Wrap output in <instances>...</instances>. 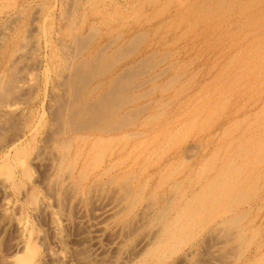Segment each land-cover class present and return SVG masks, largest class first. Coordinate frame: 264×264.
Here are the masks:
<instances>
[{
    "label": "rangeland",
    "instance_id": "1",
    "mask_svg": "<svg viewBox=\"0 0 264 264\" xmlns=\"http://www.w3.org/2000/svg\"><path fill=\"white\" fill-rule=\"evenodd\" d=\"M76 1H77V3H76ZM153 1H155V2H153ZM186 1L187 0H185V1H178V0H164V1H162V0H160V1L159 0H135V1L134 0H70V1L69 0L68 1H66V0H59V1L58 0H51V1L50 0H30V1L29 0H8V1L7 0H0V3H1L0 4V8H1L0 9V19H1L0 20V55H1L0 56V76L1 77L3 76L2 79L0 77V84H1L0 85V92L5 91L6 92L5 94L7 96L4 93L3 94L5 96L2 93H0V95L2 94L4 99L7 97L5 100H7L8 98L10 99V100L8 99V101L10 103L4 101V99L3 100L0 99L1 100V102H0V126H1L0 130L1 131L0 132L2 133V134H0V264H21V263H24V264H41V262L43 263V260H45L46 264H48V262L49 263L53 262L51 264H55L54 261H56V260L59 261L58 262L59 264H61V263H63V264H68V263L69 264H81V263L87 264L88 262L84 263V261H87V260L89 261L88 264H106V263L111 264L114 261V259L117 258L120 260L121 257H124L126 255H128V257L126 256V259H131L139 253V246H138L139 243L148 237H153L154 236L153 234H155L154 232H152V230L155 228H153L151 230L145 226L141 227V225H142L141 219H143L142 217L144 216V214L147 211V209L145 208V204H146L145 202H148V203L150 202V201H145L146 198H148L150 195V194L147 195V193H152V192L156 193L157 192L158 195L163 200L162 203H160V205L165 203L167 206L170 203L169 199L172 200L171 206H173V199L176 200L179 194H181L183 196V198H185V195L187 196V198L194 195L196 197L195 198L192 197V198H194L193 203L190 205V209L189 210L187 209L188 212L192 211L190 213V215H191V214H194V212L197 213L196 212L197 208H198V210H203V214L205 215V218L208 217L207 221H209L210 219L213 218V215L216 214L215 209L216 210H218V209L224 210L223 207L225 206V204L223 203L224 200H221V198L215 202L212 201L213 199L209 198L210 196L213 195V194H211V192L208 191L210 188L209 184H211V186L215 185L217 189L221 190L219 192L226 194L224 187H226L227 191H228L233 185H237V184L242 185L243 181L249 185H251L255 182L257 184V192L255 194L256 196L254 195V197L250 200L252 202H249L246 205H244L243 207H240V209H241L240 212L242 213L241 215L244 214L243 215L244 221H246L249 218L254 219V223L256 224V228H259V234L257 235V237L252 242L249 241L248 245L246 242L245 243L246 247L243 246V249H240V248L235 249V248H237V245H235V244H232L231 247H230V245H228L229 248H227V247H225L226 245H224V243H223V242H225L223 239H225L227 237V236L225 237V234L223 233V230H225V229L222 227L221 228L216 227V226H218L217 223L219 222V220H218L219 218L216 219L217 222H215V220L212 219L213 220L212 222L213 223L215 222V223L214 224L210 223V225H212L214 228L213 227L208 228V230H207L208 232L206 231L205 234L203 233V235L198 239V243L200 244L199 247L202 246V248L198 249L196 252V250H188L189 245L186 244L184 246L183 251H179L178 254L173 255L174 257L172 256L171 258H168L167 259L168 261L164 262L163 264H193V263H195V264H199V263L200 264H219V263L220 264H226L227 262H228L227 264H229L231 262L233 264V262H235V261L237 262L235 264H245L246 260H249V259L252 260V258L257 256L258 254H260V252L264 253V207H263L264 206V198H262V197H264V182H263L264 181V176H263L264 175V141H262V139H261V138L264 139V129L263 130L258 129L257 131L251 130V131H249L248 134H246L245 131L241 132L242 131L241 128H243V127H247L248 129H251L250 125H248L249 122L257 124L261 120H264V113H263L264 112V63L257 65L253 69V71L249 75V77L243 82V85L241 87L243 89L240 90V93H236L235 95H232V97L235 100L230 96V100H232V102L229 100L228 105H229V102H231L230 103L231 106L225 105V107H223V108H227V110H225V112L223 113L222 116L219 114L213 116V113H212V107L213 106L211 107V105H209L208 103H205L202 100L206 96L212 97V98L216 97V93L212 89V85L208 84V83L211 80L218 77L219 75L226 74L227 67H223V64L226 62V60L229 58V56H233L236 53V52L234 53V51L231 50L232 48L231 49L227 48V47H229V45L236 44L237 45L236 49H239L240 47L243 46L242 48H244V50H246L248 48H249V50H253L251 52V55L248 58L247 62L253 63L255 65L257 63H261L259 61L260 59L258 60L256 58L255 53H259L260 55L264 54V20H263L264 17H260V16H264V0H257V1L255 0V3L257 2V5H258V7H257L258 14H257V12L252 13L249 9L250 14L254 15V13H256L258 16L256 18L257 25L248 26L247 28L249 29V31H246L239 24V22L241 23L243 21L242 15L247 14L248 12L247 13L242 12L240 6H239V9L235 8L236 5L240 4V3L237 4V1L233 2L234 6L232 8H234L235 10H233L231 12H227V15L229 16L227 21H226V18L223 19L221 17V14H219L220 12L223 13L222 8L219 9V8H217V6H218V4H220L219 6L222 5L223 8L225 9L227 7L226 2H230V0H227V1L225 0L223 3H219L220 0H209V1L208 0H205V1L204 0L203 1L202 0H188L187 3H186ZM240 1L241 0H238V2H240ZM46 2H47V4H46ZM213 2H216V3H213ZM69 3L71 4L70 7L68 6ZM189 3L190 4L192 3L191 6ZM166 4H167V6H166ZM5 5H6V7H9V6L10 7L6 9ZM87 5H89V8ZM157 5H159V6H157ZM45 6H48V7H45ZM49 6L51 7V9H49L50 8ZM154 6L156 7V9ZM177 6H179L180 8ZM194 6L196 8H194ZM58 7H59V9H57ZM134 7H135V9H134ZM169 7H171V8H169ZM200 7H202V8H200ZM25 8H26V11H25ZM64 8H68V10L64 9ZM185 8L188 9V11ZM2 9H3V11H2ZM152 9H154V10H152ZM180 9H181V11H180ZM70 10H71V12H70ZM159 10H161V11H159ZM141 11L144 14L140 13ZM169 11H170V13H169ZM175 11H177V12H175ZM74 12H75V14H74ZM155 12H157V13L154 14ZM198 12H200V13H198ZM21 13H23V14H21ZM66 13H68L70 16L67 14V16H68L67 17ZM168 13H169V15H167ZM174 13H176V14H174ZM14 14H16V15L19 14L18 18ZM20 14H21V16H20ZM72 14H73V16L71 17ZM185 14H187V15L185 16ZM188 14H190V15H188ZM60 15H62V16H60ZM181 15L183 16V18ZM204 15H205V17H209V20H207V18H204V19L202 18L203 23L201 22V23L196 24L193 22L191 24L192 20H190V21L185 20V19H189V18L192 19L193 16L195 18V17H202ZM82 16L84 17V19ZM141 16H142V18H141ZM173 16L174 17L176 16V19ZM180 16H181L182 21L179 19ZM184 16H185V19H184ZM165 17H167V18L165 19ZM14 18H17V20ZM7 19H9V21ZM177 19L181 22H179ZM12 21H15V22L13 23ZM43 21H44V24H43ZM5 22H6V24H5ZM9 22H12V24L11 23H10L11 25L8 24ZM133 22L134 23L136 22V24L134 25ZM168 22H170L169 25H168ZM229 22H231V23H229ZM2 23L4 26L9 25L10 27L8 28V26H7V28L6 27L3 28L4 26L2 25ZM182 23H184V24H182ZM64 24L66 26H63ZM70 24L74 25L75 27L78 28V31H80V34L82 37L83 36H89L88 41H90V40L91 41L89 42L88 46H87L88 42L86 43L87 47L84 46L86 48V49L84 48L85 50L76 49L75 50L76 52L73 51L74 44L70 40L69 35H67V32H66V29H68V27H70L69 26ZM178 24H180V25L182 24L184 27L182 25L180 27V25H178ZM137 25H138V27H137ZM143 25H145V26H143ZM178 26H179L180 31L178 29ZM206 26L209 27L210 30L213 32L212 33L214 35L213 40L219 41V43L222 46H224V45L227 46V47L224 46L227 48L225 50L226 52L224 55H222L221 52L217 51L218 47H219L218 45L215 46L214 48L213 47L211 48V46L209 45L210 36H209V39H208V37H206V36H208L205 33V31H207L206 30L207 28H205ZM14 27H16L17 29L15 28L16 29L15 30ZM42 27H43V29H42ZM63 27H66V29ZM140 27H141V29H140ZM174 27H176V29ZM189 27H191V28H189ZM197 27H199V28H197ZM215 27L216 28L218 27L219 29L218 28L216 29ZM19 28H20V30L18 31ZM154 28L156 29L157 34H155V32H154L155 31ZM162 28H164V29L166 28L167 31L166 30L163 31ZM201 28L202 29L204 28V29L200 30ZM57 29H59V30H57ZM159 29H161V30H159ZM169 29H171V30L169 31ZM2 30H4V31H2ZM32 30H34V31H32ZM49 30H51L50 33H48ZM53 30H55V31H53ZM61 30H64V31H62L63 33L61 32ZM177 30L180 33H178ZM184 30L185 31L187 30V31L185 32ZM11 31H12V33H10ZM17 31L20 34H17ZM4 32L5 33L7 32V33L5 34ZM87 32H91L92 36L89 33L87 34ZM127 32H129L130 34H126ZM140 32L144 33V35H146L145 33H148V34L143 39H141L140 42L138 41L137 46H136L137 48H136L135 52H141L143 48H145L151 44L156 43L159 45L161 43L160 47H156V49H155L156 51L153 50L156 52L155 55H150V54L154 53L153 51H150V53L149 52L141 53L140 54L141 57H140V55H137L139 58V61H138L136 54H134V52L131 51L133 53L127 55L125 58L123 57V59L121 58L122 60L121 59L113 60V61H116L115 64L118 61V64L122 63L123 65H125V62H124L125 60L127 61L126 63H130L131 61H136V58H137L138 62L141 61L140 62L141 70L139 68V72L141 74L138 73L137 71L134 73H136L137 77L138 76L140 77V80L144 79L145 81L147 80L148 82L146 81L145 82L146 84L136 88V90L133 89V87L132 88L129 87L131 89L129 91V90H127L128 88H126L127 87L126 86V87H124V89L126 88L127 91L123 89L122 92H121V90L117 92V93L122 94L123 97L126 96L127 101H131L130 104H124L121 112L126 113L127 109H129V110H136L137 109V111H135L133 113V115L130 116L131 121H133L136 124H134V126H131L128 128H123V129L115 128V129H112L111 131H109L108 129L103 130V131L99 129L100 130L99 131L98 129H95V128L94 129L85 128V129H87L86 131H82V132L80 131L78 134H75V135L81 136V137L77 140L75 138L73 140H71L70 144H68V148L66 150L62 151L61 147L60 148L57 147L58 142L56 143V140L60 142V139H59L60 137H62L64 140V138H66V137H72L73 134H63L62 135V134L58 133L59 136H57L55 134L54 136H56L58 138L54 137L53 134L51 135V133L56 131L55 130L56 127L53 128L54 127V124H53L54 119H50V118H52V116L50 114L53 115L52 109L64 108V105L62 103L61 104L59 102L55 103V101H52V99H51L52 95L55 96V94L58 95L61 92V88L57 84L58 75H56L54 73V66L56 63V59L53 57L54 56L53 53H55L56 49L60 48V46L62 47L63 45H65L64 46L65 48H63L62 50L71 51L70 53H76L75 56L73 57V60L77 62L81 59H85L94 50L100 49L102 45H103V47L107 48V51L105 53V54H107V53H109L110 49H113L117 45H119V38L118 37H120V38L121 37H130V36L135 35V34L140 33ZM220 32L222 34H220ZM2 33H3V35H2ZM13 33L14 34L16 33L15 36L12 35ZM56 33L61 34V35L59 36ZM93 33L95 34L94 36H93ZM192 33H193V35H192ZM29 34H31L30 35L31 37L29 36ZM38 34L41 36H39ZM46 34H48L49 36ZM153 34H155V35H153ZM26 35H27V37H26L27 40H25L26 38L24 37L25 41H23L22 37L26 36ZM157 35H160L161 37L157 36ZM178 35L183 37V38L180 37V38H182V41H180L178 43H173L172 38H174L175 36H178ZM171 36H172V38H171ZM184 36H186V38ZM199 36H201V37H199ZM18 37H20V39H17ZM114 37L118 38L117 42L111 45V39ZM35 38L36 39L38 38L39 40L36 41ZM163 38H165V39H163ZM169 39L171 42L169 41ZM50 40H52V41H50ZM162 40H163V42L165 40V42L163 43ZM33 41H35V42H33ZM47 41H49V42H47ZM64 41H66V43ZM146 41H149V43ZM166 41L170 42V43H167ZM185 41L188 42L189 44L186 43ZM189 41H192V42H189ZM195 41H196V43H195ZM230 41H232V42H230ZM12 42L15 44H13ZM27 42L30 46L28 44L27 45L25 44ZM145 42H146V45H145ZM34 43H36V45ZM67 43H68V45H67ZM181 43H183V45ZM205 44H206V46H204ZM24 45H26V47ZM39 45H41V46H39ZM52 46H53V48H52ZM201 46H202V48H201ZM255 46H256V48L253 49ZM68 47L70 48V50ZM140 47L141 48L143 47V48L141 49ZM169 47H173L174 49L169 48ZM206 47H208V48H206ZM165 48L166 49L168 48L167 51H165L166 50ZM179 48L181 49V51ZM26 49H28V50H26ZM161 49H162V51H160ZM176 49L178 50L179 53L177 52ZM7 50L9 53L7 52ZM1 51H3V53ZM27 51H28V53H27ZM31 51L33 52V54ZM157 51H159V53H157ZM30 52H31V54H30ZM161 52H164V54H165L164 56L166 57V58L163 57L162 63L158 62L162 57ZM165 52H167V54ZM193 52H195V53H193ZM174 53H176V54L178 53V54L176 55ZM182 53H183V56H182ZM186 53L188 55H186ZM23 54H24V57H23ZM39 54H40V56H39ZM194 54H196V56ZM228 54H229V56H228ZM148 55H150V57H148ZM158 55H160L159 59H158ZM185 55H186V57H185ZM189 55H191V56H189ZM30 56H32V57H30ZM192 56H195V57L191 58ZM224 56H225V58H223ZM38 57H40V58H38ZM198 57H200V58H198ZM251 57L253 59H251ZM140 58H142V59H140ZM186 58L188 61L186 60ZM194 58H195V61H194ZM15 59H16V61H14ZM129 59H130V61H129ZM155 59L158 60L157 61L158 63L156 62ZM204 59H205L206 63L204 62ZM150 60H152V61H150ZM189 60H192L193 63L191 62L192 63L191 64L189 62ZM11 61L15 62V63H13L14 69L11 67L12 70L9 71L8 66L13 65ZM33 61H34V64H33ZM149 61H150V63L152 62L151 63L152 65L148 64ZM170 61L172 63H170ZM181 61H183V62H181ZM184 61H185L186 65L190 64L189 67L188 66L186 67V65H184ZM10 62H11V65H10ZM138 62H137V64H139ZM178 62H180L179 65H178ZM145 63L148 64L147 66H148V68H150L149 70L146 67ZM154 63L156 66L153 65ZM173 63H175V64H173ZM217 63H219V64H217ZM122 64H121V68H123ZM168 64L169 65L171 64V65L168 67ZM213 64L215 65V67ZM28 65H29V67H28ZM194 65L196 66V68ZM216 65H218V68ZM18 66L20 68L23 67L22 70ZM30 66L32 67L31 69H30ZM35 66H37V67H35ZM175 67H177V68H175ZM33 68H35V69H33ZM151 68H152V70H151ZM182 68H184V69H182ZM16 69H17V71H16ZM142 69H143V71L145 70L144 73L146 72L145 73L146 75L142 72ZM160 69H162L161 71H164L163 75H162ZM174 69H177V70H174ZM13 70L16 71L14 73V75H13V73L9 74V72H12ZM44 70H47L46 71L47 73H45ZM199 70H200V72H199ZM48 71H49V73H48ZM4 72H5V74H4ZM22 73H24V74L22 75ZM44 73L46 74V77H45ZM157 73H161V76L159 75L158 78H155V80L151 81L152 74L158 75ZM173 73H175L176 75ZM195 73H197V74L195 75ZM167 74L169 77H167ZM172 74H173V76H172ZM177 74L180 75L181 77L180 76L178 77ZM189 74H190V76H188ZM9 75H12V78H14V80H16V81L12 82L11 80H13V79L10 80ZM6 76H8V78ZM26 76H28V78H27L28 80L26 79ZM120 76H122L121 78H125L124 74H121ZM147 76H149L150 79H147L148 78ZM15 77H20V79H22V80H20L21 82L19 80H17L18 78L15 79ZM173 77L175 80L172 79ZM175 77H178V79H177L178 81L176 80ZM168 78L171 79L169 81V87H168V83H167ZM190 79H191V81H190ZM192 79H193V81H192ZM7 81L11 82L12 84L11 83L8 84ZM159 81H161L162 84H164V83L165 84L162 86V84ZM171 81L172 82L177 81V82L174 84H171L170 83ZM221 82H222L221 83L222 87L227 85V81L225 79H223V81H221ZM5 83H6V86L8 88H10V87H12V88L14 87V88L12 90L7 89L6 87H4ZM170 84H171V89H170ZM152 85L153 86L157 85V86L153 87ZM160 85L162 88L165 87L164 92L160 90ZM165 85H167V86H165ZM207 85H209V86H207ZM149 86H152V88H151V91L153 90L152 92L149 91L150 89L148 90V88H150ZM176 86H177V88H176ZM193 86H195V87H193ZM197 86H201L202 89H206V90L204 91L203 96L200 95L199 99L196 98V101H195V97L192 98L191 94L196 91ZM178 87H179V89L180 88H183V89H181V91H179L180 95L178 96L177 104H172L169 101L170 97L172 95L176 94V92L178 95V90H179ZM3 88H5V90ZM144 88L146 89V91ZM8 90H9V92H8ZM147 90L149 91L148 94L146 93V92H148ZM123 91H125V92H123ZM190 91H192V92L190 93ZM187 92L190 94H188ZM44 93H45V95H44ZM131 93H133L134 96H133V94L130 95ZM141 93L142 94L146 93V95H144V94L142 95ZM13 94H16V95H13ZM18 94H20V96ZM11 95H12V97L15 96L16 99H19L21 97L19 100L22 101V103L19 100H16L15 98L12 99ZM140 95H142V98L140 97ZM0 97H2V96H0ZM156 97H157V99H159V98H161V99L157 100ZM155 99H156V102H154ZM24 100H26V101H24ZM132 100H133V102H132ZM148 101H149V104L147 103ZM13 102H15V103H13ZM165 102H167V103L165 104ZM186 102H187V104H186ZM193 102L195 103V105ZM141 103L144 104L145 106L147 105L146 108H142L145 106L142 105ZM153 103H155V104H153ZM162 103L165 106L168 105V107H169L167 114L163 118H161V120H159L158 118H155L154 122L151 123L152 125H155V126H149L148 127L146 125L147 120L146 119L144 120V117L146 116V118H147L146 114L151 113V111L157 110V105L161 106ZM48 104H51V105H48ZM13 105H14V108H13ZM48 106H49V109L46 108ZM201 106H205V110H203V108ZM234 106H236V107H234ZM130 107L131 108L133 107V108L130 109ZM50 109H51V113H49ZM143 109H145V110H143ZM166 109H167V107H166ZM208 109H210V110H208ZM235 109L236 110L238 109L239 111L238 110L236 111ZM44 110H45V112L43 113L42 111H44ZM8 112H10V113H8ZM178 112H180V113H178ZM238 112H239V114H238ZM2 113H4L3 117L1 116ZM136 113H139V116ZM229 113H232L233 115L229 114ZM208 114H209L211 119H208L209 118ZM236 114H238V115H236ZM39 115H41V117L43 115V117L41 118ZM167 115H168V118L173 121V123H170V124L164 126L163 121L165 120V117H167ZM141 116L143 119L141 118ZM38 117L40 120L37 119ZM15 118H16V120H15ZM53 118H54V115H53ZM127 118H128V116H127ZM228 118H234V120H237L239 123V128H237L236 126L232 127L230 125L231 129L228 130L229 133L225 134L223 129H225L226 126H228L230 124V122H228ZM222 119H223V123H222ZM9 120H11L13 123ZM23 120H25V121L23 122ZM224 120H225V122H224ZM38 121H39V123H38ZM216 121H217V123H216ZM7 122H8V124H7ZM211 123H213V124L211 125ZM231 123H233V122H231ZM14 124H15V126H14ZM16 124L18 125V127ZM34 124H37V125H34ZM138 125H140V127L141 126L142 127L140 128ZM143 125H145V126L143 127ZM3 126H5V127L3 128ZM11 126H13V128ZM34 126H35L34 130H31V129H33ZM19 128H20V130H18ZM210 128H212V129H210ZM49 129H50V131H49ZM125 129H126V131H125ZM129 129H130V131H129ZM179 129H181L180 132L174 133L175 130H179ZM30 131H33V132H30ZM133 131H135V132H133ZM46 132L48 133L49 137L48 136L46 137ZM122 132H124V133H122ZM128 132H129V137H128ZM140 132H142V133L143 132H145V133L149 132V133L148 134H145V133L141 134ZM130 133H132V134H130ZM135 133H137V134H135ZM221 133H222V135H221ZM50 135L53 136V138ZM64 135H65V137H64ZM119 135H120V137H121V135L124 137L123 138L121 137L122 138L121 139L119 137ZM131 135H133V136L135 135V136L133 137ZM94 136H96V138ZM251 136H253V138H255L258 141L257 142V149L252 148L247 143V139H249ZM25 137H26V139H25ZM100 137H101V140H103L101 145L104 147V149L103 150H101V148L100 149H98V148L94 149L93 147H91L90 141H94L96 144V142H98ZM108 137H110L112 139H110ZM113 137H115V138L113 139ZM228 137L230 139H228ZM105 138H107V139H105ZM119 138H120V140H119ZM11 139H13V140H11ZM116 139H117V141H116ZM202 139L203 140L207 139V140L203 141ZM8 140H10V141H8ZM28 140L30 141V143ZM63 140H61L60 144H63V142H62ZM74 140H75V142H74ZM105 140H106V142H105ZM198 140L200 141V144H199ZM47 141H48V144H47ZM220 141L223 142L222 147L217 146L218 143H221ZM242 142H243V144L248 145L249 149L248 148L245 149V151L242 152L241 156L236 154V156L234 157L235 153H233V150L238 151V147H235V145L237 143L240 145ZM105 143H106V146L104 145ZM60 144H59V146H60ZM108 144H110V145L108 146ZM158 144H160V145H158ZM227 145L229 147L232 146V147H230L231 149L227 148ZM28 146H30L31 148ZM136 146H138V148ZM161 146H163V147H161ZM191 146L193 147V149H191L192 148ZM52 147H54V151L52 150L53 149ZM109 147H111V148H109ZM38 148H39V150H38ZM40 148H42L43 150ZM158 148H160V149H158ZM214 148H215V151H214ZM233 148H235V149H233ZM109 149H111V150H109ZM26 150H29V151L27 152ZM41 150H42V152L43 151L44 152L41 153ZM132 151L134 152L133 156L130 155V153H133ZM186 151H188V152H186ZM212 151H214L216 153H214ZM248 151H250V152H248ZM36 152H38V154ZM53 152L55 153V155H52V154H54ZM63 152L65 155H63ZM98 152L99 153L102 152L101 154L103 156L102 160L100 161L101 167L105 168L106 166L108 167L110 164L111 165L114 164V168L111 170V172L114 173V171H115L114 174H121V173L123 174L124 173L125 176L127 175L128 179H130V180L132 179L131 184H134L137 186L140 182H142L144 179H146L145 177H147L148 175H150L151 178L149 177V180H148L146 187H145V190H144V193H145L144 197L145 196L146 197L144 199H142L143 202L145 203L143 205V207L141 205L143 210L141 209L140 206L136 207V209L133 211L134 212L133 215L128 218V224L123 226L124 230L121 227V229L123 231L122 232H121V230L119 231V232H121L119 234L123 237V239L125 238L120 245V250H119L120 253L118 252L117 254H115L116 253L115 252L116 247H110V243L114 241V239L117 237L116 233H118V231H115V229H114V231H110V232L104 231L103 233H101V236H99V238H98L99 243L103 247L106 246L107 248L106 247L105 248L107 250L104 251L105 254L100 253L99 255H96V258H95L93 252H91V251H93V249L90 248V246H89L88 241L92 240V237L90 236L88 238L89 235L87 234V231H86L85 219L92 217V214H93L95 208H97L101 204L106 203L107 201H111V204H116L117 202H115V201H117L116 199H118V198L115 196H112L113 195L112 192L109 195L108 194L109 191H107L108 190V188H107V190L104 192L105 194L103 192L100 193V191H99L97 193L88 194L83 198V200H81V198L79 199V197L77 195H75L73 191L71 192V190H73V189L71 188L70 185L65 186L64 188H63V186H61L57 190L55 189L56 187H53V185L51 186V183L49 182V179H48V177L50 175L48 173H50V171L48 173H47V171L49 170V165H48L49 163L51 164V162L59 161L60 158H64L67 161L69 158L68 161L73 163L72 164V167L74 168L73 173L75 175H77V173H78V175H79L81 170L83 168H86L87 164H90L89 167L92 166V162H94L93 159L95 160L97 158L95 153H98ZM128 152H129V154H127ZM192 152H193V154H192ZM24 153H25V155L22 157V154H24ZM69 153H70V155H73V157L68 156ZM149 153H151V154H149ZM152 153H154V154L152 155ZM45 154H47V155H45ZM74 154H76V156H74ZM148 154H149V157L147 156ZM200 154H202V155H200ZM43 155H44V157H43ZM48 155H49V157H48ZM136 155H137V157H136ZM150 155H152V156H150ZM210 155H211V157H210ZM225 155H226V157H225ZM35 156L39 157V159L38 158L36 159ZM172 156H173V158H172ZM200 156H203V157L200 158ZM24 158L26 159V162H25ZM34 158H35L37 163L34 160H32ZM221 158H223L222 159L223 161L221 160ZM235 158H238L239 162H236ZM198 159H202V160H198ZM204 159H206V161H204ZM217 159H219V162L222 161V162H220L221 164L217 163L218 162ZM22 160H24L25 166L27 168V170L24 171V173L28 172V174H26V175L21 172V170L24 168V167H22L23 166L22 164L20 165V162ZM211 160L214 162H212ZM110 161H113V162H110ZM198 162H200V163H198ZM46 163H47V165H46ZM165 163H168L169 166H168V164H165ZM160 164L162 165V167ZM201 164H206L207 168L203 169V166ZM82 165H83V167H82ZM141 165H144V166L141 167ZM240 165H243V166H240ZM155 167H157V168H155ZM45 168H47L48 170L47 169L45 170ZM175 168L177 169V172L180 175V177H179L180 179H178V181L182 180V181L178 182V183H181V188L178 189V191H174L175 188L173 190V188H171V186H169L170 182H168L167 180H165L161 176L162 174L165 175L169 172H173L172 170L175 171L176 170ZM214 168L218 172H216V170ZM217 168H220V169H217ZM224 168H225V170H224ZM142 169L145 171L144 172V173H146L145 175L142 172L143 171ZM200 169L204 170V172H201ZM226 169H227V171H226ZM235 170H236L237 174L235 175L234 178L231 179V177H229V172L235 171ZM154 172L155 173L159 172L160 174L156 173L157 174L156 175ZM183 172L185 174H183ZM46 173H47V175H46ZM218 174H224V176L221 177L222 180L224 181L223 186H222V184H220L216 181L215 176H217ZM226 174H228V175L226 176ZM158 175H159V177H158ZM130 176H133V177H130ZM261 177H263V178H261ZM18 182L20 184H18ZM49 183H50V185H49ZM167 184H168V186H167ZM21 185H24V186L21 187ZM67 187H69V189H67ZM153 188H156V189L154 190ZM157 188H158V190H157ZM235 188L236 187L234 186L231 189V192H233L237 189V188L236 189ZM52 190H54V193L57 191L55 193L56 195H54V193L51 192ZM149 190H150V192H149ZM33 192H34V194H33ZM29 193H30V195H33V196L28 197ZM51 193H53V199L56 198L55 202L52 198H49L50 195L52 197ZM214 193H215V190H214ZM97 195H99V196H97ZM203 195H205L207 198L203 197ZM93 196H95V197H93ZM107 196H108V198H107ZM109 196H111V197H109ZM38 197H39V200H37ZM98 197H100V198H98ZM75 198L78 201L75 200ZM156 199H157V197H156ZM34 200L35 201L37 200V201L35 202ZM152 201L155 202V200H153V199H152ZM79 202H81V203H79ZM181 202H182V200H181ZM107 203L109 204L110 202H107ZM167 206L165 208H168ZM33 207H35V208H33ZM56 208H58L59 211ZM55 209H56V211H55ZM172 209L173 210H171V212H169V216H173L175 214L174 212L176 211V207H175V209L172 207ZM240 209H238V211ZM185 211H186V208H184V213H185ZM138 212L139 213L141 212V214L142 213H144V214L141 215ZM245 215H246V218H245ZM59 220H62V221H59ZM62 222H64V223H62ZM204 223L207 224L206 222H204ZM215 224H216V226H215ZM218 224L220 225V223H218ZM50 226H52L53 228ZM138 226L140 227V229ZM147 228H148V231H146ZM35 231L36 232L38 231V232L36 233ZM62 231H64V232H62ZM53 232H54V234H53ZM217 232H219V233H217ZM221 232H222V235H221ZM61 234H62V236H61ZM151 235H153V236H151ZM206 235H208V236H206ZM223 235H224V237H223ZM56 237L59 238L58 241L63 242V240H64L66 242V243L63 242L64 248L66 247V249H63L61 244L59 245V243L56 242V240L58 239ZM110 237H112V238H110ZM209 237L212 238V239L210 238L212 241L210 239L208 240L211 242L210 244L207 241V239ZM228 237L231 238V236H228ZM202 238H203V241L201 240ZM204 238L206 240H204ZM110 239H111V241H110ZM205 241H207V242H205ZM220 241H222L221 244L219 243ZM26 242H28V243H26ZM24 244H26L28 247ZM23 245H24V247H23ZM33 245H35V247H33ZM37 245H39V246H37ZM50 245H52L53 249ZM220 245H221V248L223 250L225 248H227L226 251L225 250L223 251L222 249L220 250ZM222 245H224V246L222 247ZM50 247H51V249H49ZM88 247L90 248L91 251L89 250ZM45 248H46V252H45ZM214 248H216L217 250ZM57 249L60 250V253L63 252L62 256H61L62 258L60 257V255H59L60 253ZM85 249H86V251H85ZM239 249H240V251H239ZM66 250H69V251H66ZM205 250H206V253H205ZM23 251H25V252H23ZM80 251L81 252L83 251L84 255ZM88 251H90V252H88ZM236 251H239V252H237L235 254L234 252H236ZM86 252L88 254H86ZM241 252L244 254V257H242V258L239 257V259L236 260L237 257L241 254ZM40 253H41V255H40ZM55 253H57V254H55ZM89 253H91L92 256H90L91 254H89ZM21 254H22V257L19 258L21 256ZM80 254L83 255L82 259L80 258L81 257ZM237 254H239V255H237ZM243 254H241V256ZM75 255L76 256L79 255L80 257H78V259H77V257ZM193 255H194V257H193ZM207 255H209V256H207ZM224 255H225V257H224ZM49 256H54L53 257L54 259H56L55 257H58V259L53 260V258L51 257V259H50ZM113 256L114 257L116 256V257L113 259ZM66 257L68 258L69 261H67ZM25 258H27L26 261H25ZM59 258L62 260L64 258L65 260H63V262H62V260H60ZM184 258H187V259L184 260ZM220 258H221V260H220ZM74 259H76V260H74ZM101 259H102V261H101ZM126 259H123V260H126ZM119 260L116 261L115 264H120L121 260L120 261ZM57 261H56V264H57ZM184 261H185V263H184ZM195 261H197V263ZM224 261L226 263H224Z\"/></svg>",
    "mask_w": 264,
    "mask_h": 264
},
{
    "label": "bare ground",
    "instance_id": "2",
    "mask_svg": "<svg viewBox=\"0 0 264 264\" xmlns=\"http://www.w3.org/2000/svg\"><path fill=\"white\" fill-rule=\"evenodd\" d=\"M8 1V0H7ZM30 1V0H29ZM51 1V0H50ZM59 1V0H58ZM66 1H68V0H66ZM70 1V0H69ZM135 1V0H134ZM160 1V0H159ZM162 1H164V0H162ZM178 1H185V0H178ZM188 1V0H187ZM187 1H186V3H187ZM203 1V0H202ZM205 1V0H204ZM209 1V0H208ZM225 0H220V2L219 3H223ZM227 1V0H226ZM235 1H237V4L238 3H240V4H238V5H236L235 6V8H238L239 9V6L241 7V10H242V12H244V13H247V14H243L242 16H243V21L240 23L239 22V24H240V26L242 27V28H244L246 31H249V29L247 28L248 26H250V25H257V20H256V18L258 17L257 16V14H258V12H257V7H258V5H257V2L255 3V0H241L240 2H238V0H230V2H226L227 3V7L224 9L223 8V6L221 5V6H219L220 4H218V6H217V8H222V10H223V13H219V14H221V17L224 19V18H226V21H227V19L229 18V16L227 15V12H231V11H233V10H235L234 8H232L234 5H233V2H235ZM257 1V0H256ZM44 2V1H43ZM65 2V1H64ZM85 2V1H84ZM151 2V1H150ZM153 2H155V1H153ZM152 2V3H153ZM49 3V2H48ZM66 3V2H65ZM76 3H77V1H76ZM123 3V2H122ZM138 3V2H137ZM136 3V4H137ZM160 3V2H159ZM183 3V2H182ZM193 3V2H192ZM191 3V4H192ZM213 3H216V2H213ZM261 3V2H260ZM1 4V3H0ZM46 4H47V2H46ZM57 4V3H56ZM90 4V3H89ZM178 4V3H177ZM185 4V3H184ZM190 4V3H189ZM191 4H190V6H191ZM263 4V3H262ZM21 5V4H20ZM40 5V4H39ZM49 5V4H48ZM70 3L68 4V6L70 7ZM80 5V4H79ZM85 5V4H84ZM151 5V4H150ZM164 5V4H163ZM162 5V6H163ZM171 5V4H170ZM194 5V4H193ZM12 6V5H11ZM23 6V5H22ZM65 6V5H64ZM74 6V5H73ZM88 6V8H89V5H87ZM157 6H159V5H157ZM161 6V7H162ZM165 6V5H164ZM166 6H167V4H166ZM189 6V7H190ZM5 7H6V5H5ZM10 7V6H9ZM9 7H6V9L7 8H9ZM14 7V6H13ZM19 7V6H18ZM45 7H48V6H45ZM50 7V6H49ZM61 7V6H60ZM66 7V6H65ZM68 7V8H69ZM72 7V6H71ZM78 7V6H77ZM76 7V8H77ZM106 7V6H105ZM155 7V6H154ZM177 7H179V6H177ZM182 7V6H181ZM203 7V6H202ZM202 7H200V8H202ZM12 8V7H11ZM29 8V7H28ZM38 8V7H37ZM68 8H64V9H67L68 10ZM75 8V9H76ZM147 8V7H146ZM150 8V7H149ZM160 8V7H159ZM164 8V7H163ZM162 8V9H163ZM169 8H171V7H169ZM176 8V7H175ZM180 8V7H179ZM194 8H196L195 6H194ZM1 9V8H0ZM15 9V8H14ZM31 9V8H30ZM48 9V8H47ZM49 9H51V7L49 8ZM57 9H59V7L57 8ZM74 9V8H73ZM81 9V8H80ZM134 9H135V7H134ZM138 9V8H137ZM155 9H156V7H155ZM161 9V10H162ZM177 9V8H176ZM186 9V8H185ZM210 9V8H209ZM208 9V10H209ZM249 9H250V11L253 13V12H257V14L256 13H254V15H252V14H250V12H249ZM5 10V9H4ZM9 10V9H8ZM12 10V9H11ZM10 10V11H11ZM45 10V9H44ZM77 10V9H76ZM152 10H154V9H152ZM151 10V11H152ZM158 10V9H157ZM156 10V11H157ZM161 10H159V11H161ZM179 10V9H178ZM187 11H188V9H186ZM190 10V9H189ZM198 10V9H197ZM218 10V9H217ZM2 11H3V9H2ZM1 11V12H2ZM13 11V10H12ZM25 11H26V8H25ZM50 11V10H49ZM180 11H181V9H180ZM216 11V10H215ZM70 12H71V10H70ZM175 12H177V11H175ZM207 12V11H206ZM217 12V11H216ZM25 13V12H24ZM73 13V12H72ZM90 13V12H89ZM134 13V12H133ZM140 13H142V11L140 12ZM150 13V12H149ZM157 12H155L154 14H156ZM165 13V12H164ZM169 13H170V11H169ZM169 13L167 14V15H169ZM173 13V12H172ZM191 13V12H190ZM198 13H200V12H198ZM205 13V12H204ZM17 14V13H16ZM16 14H14V15H16ZM21 14H23V13H21ZM21 14H20V16H21ZM62 14V13H61ZM67 14L68 13H66V16H67ZM74 14H75V12H74ZM82 14V13H81ZM84 14V13H83ZM142 14H144V13H142ZM160 14V13H159ZM174 14H176V13H174ZM178 14V13H177ZM180 14V13H179ZM183 14V13H182ZM192 14V13H191ZM263 14V13H262ZM13 15V14H12ZM19 15V14H18ZM18 15H16L17 16V18H18ZM47 15V14H46ZM58 15V14H57ZM65 15V14H64ZM69 15V14H68ZM151 15V14H150ZM162 15V14H161ZM166 15V16H167ZM171 15V14H170ZM173 15V14H172ZM187 14H185V16H186ZM188 15H190V14H188ZM206 15V14H205ZM205 15L204 16H202V17H195L194 18V16H193V18L192 19H185V16H184V19L185 20H192V22H191V24L194 22V23H196V24H198V23H203V19L204 18H207V20H209V17H205ZM59 16V15H58ZM60 16H62V15H60ZM70 16V15H69ZM73 16V14L71 15V17ZM157 16V15H156ZM179 16V15H178ZM182 16V15H181ZM181 16H180V20H181ZM214 16V15H213ZM9 17V16H8ZM25 17V16H24ZM38 17V16H37ZM36 17V18H37ZM68 17V16H67ZM83 17V16H82ZM81 17V18H82ZM138 17V16H137ZM145 17V16H144ZM174 17V16H173ZM172 17V18H173ZM260 17H264V16H260ZM6 18V17H5ZM17 18H14V19H16L17 20ZM29 18V17H28ZM58 18V17H57ZM61 18V17H60ZM59 18V19H60ZM77 18V17H76ZM130 18V17H129ZM141 18H142V16H141ZM140 18V19H141ZM167 17H165V19H166ZM175 19H176V16L174 17ZM182 18H183V16H182ZM188 18V17H187ZM203 18V19H202ZM74 19V18H73ZM72 19V20H73ZM83 19H84V17H83ZM82 19V20H83ZM164 19V20H165ZM174 19V20H175ZM1 20V19H0ZM6 20V19H5ZM8 21H9V19H7ZM45 20V19H44ZM135 20V19H134ZM133 20V21H134ZM159 20V19H158ZM168 20V19H167ZM171 20V19H170ZM178 20V19H177ZM176 20V21H177ZM264 20V19H263ZM7 21V22H8ZM25 21V20H24ZM52 21V20H51ZM50 21V22H51ZM144 21V20H143ZM179 21V20H178ZM182 21V20H181ZM181 21H179V22H181ZM236 21V20H235ZM13 23L15 22V21H12ZM12 22H9L8 24H12ZM26 22V21H25ZM74 22V21H73ZM141 22V21H140ZM139 22V23H140ZM166 22V21H165ZM187 22V21H186ZM223 22V21H222ZM232 22V21H231ZM231 22H229V23H231ZM234 22V21H233ZM134 23V22H133ZM132 23V24H133ZM138 23V22H137ZM158 23V22H157ZM156 23V24H157ZM169 23L170 22H168V25H169ZM190 23V22H189ZM5 24H6V22H5ZM10 24V25H11ZM37 24V23H36ZM43 24H44V21H43ZM42 24V25H43ZM136 24V22L134 23V25ZM164 24V23H163ZM177 24V23H176ZM182 24H184V23H182ZM181 24V25H182ZM190 24V25H191ZM222 24V23H221ZM220 24V25H221ZM2 25H3V23H2ZM47 25V24H46ZM50 25V24H49ZM83 25V24H82ZM141 25V24H140ZM161 25V24H160ZM167 25V26H168ZM178 25H180V24H178ZM181 25H180V27H181ZM195 25V24H194ZM209 25V24H208ZM214 25V24H213ZM4 26V25H3ZM7 26H8V28L10 27L9 25H5L3 28H7ZM38 26V25H37ZM45 26V25H44ZM48 26V25H47ZM53 26V25H52ZM63 26H66L65 24L63 25ZM70 27H68V29H66V27H63V28H65L66 29V32H67V35H69V38H70V40L73 42V44H74V47H73V51L74 52H76L75 50L76 49H78V50H81V49H83V50H85L86 48L84 47V46H86V43H87V46H88V44H89V42L91 41H88L89 40V36H81V34H80V31H78V28L77 27H75L74 25H69ZM143 26H145V25H143ZM163 26V25H162ZM172 26V25H171ZM183 26V25H182ZM197 26V25H196ZM203 26V25H202ZM210 26V25H209ZM19 27V26H18ZM132 27V26H131ZM137 27H138V25H137ZM160 27V26H159ZM177 27V26H176ZM176 27H174L175 29H176ZM184 27V26H183ZM192 27V26H191ZM191 27H189V28H191ZM228 27V26H227ZM238 27V26H237ZM16 27H14V29H15ZM21 28V27H20ZM20 28L18 29V31L20 30ZM38 28V27H37ZM50 28V27H49ZM125 28V27H124ZM167 28V27H166ZM166 28L164 29V28H162L163 29V31L164 30H166ZM197 28H199V27H197ZM205 28H207L206 30L207 31H205V33H206V35H208V36H206V37H208V39H209V36H210V39H209V45L211 46V48L213 47H215V46H219L218 47V50L217 51H219V52H221L222 53V55H224L225 54V50L228 48V49H231V50H233L234 51V53H235V55H233V56H229V54H228V56H229V58L226 60V62L223 64V67H227V70H226V74H224V75H219L218 77H216L215 79H213V80H211L208 84H211L212 85V89L214 90V92L216 93V97L215 98H212V97H208V96H206V97H204L202 100L205 102V103H208L209 105H211V107H212V113H213V116L214 115H223V113L225 112V110H227V108H223V107H225V105L227 106L228 105V101L230 100V96L232 97V95H235L236 93H240V90L241 89H243V88H241L242 87V85H243V82L249 77V75L252 73V71H253V69L257 66V65H260V64H262V63H264V54H259V53H255V55H256V58L261 62V63H257L256 65L255 64H253V63H248L247 61H248V58L250 57V55H251V52L253 51V50H249V48L248 49H246V50H244V48H242V47H240L239 49H236L237 48V45L236 44H233V45H229V47H227L226 45H224V46H226V47H224V46H222L220 43H219V41H217V40H213L214 39V35L212 34L213 32L210 30V28L209 27H205ZM216 28V27H215ZM218 28V27H217ZM216 28V29H217ZM261 28V27H260ZM17 29V28H16ZM15 29V30H16ZM24 29V28H23ZM35 29V28H34ZM42 29H43V27H42ZM41 29V30H42ZM52 29V28H51ZM80 29V28H79ZM140 29H141V27H140ZM155 29V28H154ZM178 29H179V26H178ZM183 29V28H182ZM204 29V28H203ZM202 28L200 29V30H203ZM219 29V28H218ZM222 29V28H221ZM225 29V28H224ZM239 29V28H238ZM259 29V28H258ZM29 30V29H28ZM37 30V29H36ZM57 30H59V29H57ZM145 30V29H144ZM159 30H161V29H159ZM171 29H169V31H170ZM173 30V29H172ZM193 30V29H192ZM215 30V29H214ZM235 30V29H234ZM2 31H4V30H2ZM6 31V30H5ZM18 31H17V34H20V33H18ZM32 31H34V30H32ZM50 31L51 30H49V32L48 33H50ZM53 31H55V30H53ZM62 31H64V30H61V32ZM129 31V30H128ZM138 31V30H137ZM140 31V30H139ZM143 31V30H142ZM152 31V30H151ZM162 31V32H163ZM167 31V30H166ZM176 31V30H175ZM174 31V32H175ZM179 31H180V29H179ZM185 31V30H184ZM187 31V30H186ZM185 31V32H186ZM196 31V30H195ZM226 31V30H225ZM9 32V31H8ZM21 32V31H20ZM25 32V31H24ZM23 32V33H24ZM43 32V31H42ZM60 32V31H59ZM146 32V31H145ZM148 32V31H147ZM155 34H157L156 33V29H155ZM161 32V33H162ZM177 32H178V30H177ZM182 32V31H181ZM194 32V31H193ZM199 32V31H198ZM5 33V32H4ZM7 33V32H6ZM5 33V34H6ZM10 33H12V31L10 32ZM28 33V32H27ZM63 33V32H62ZM90 34L91 36H92V34H91V32H87V34ZM106 33V32H105ZM178 33H180V32H178ZM184 33V32H183ZM190 33V32H189ZM261 33V32H260ZM16 34V33H15ZM15 34L13 33L12 35H14L15 36ZM57 34V33H56ZM126 34H130L129 32H127ZM146 35L148 34V33H145ZM151 34V33H150ZM155 34H153V35H155ZM167 34V33H166ZM174 34V33H173ZM185 34V33H184ZM183 34V35H184ZM199 34V33H198ZM197 34V35H198ZM202 34V33H201ZM200 34V35H201ZM219 34V33H218ZM220 34H222L221 32H220ZM2 35H3V33H2ZM25 35V34H24ZM31 34H29V36H30ZM39 35V34H38ZM43 35V34H42ZM46 35H48V34H46ZM45 35V36H46ZM53 35V34H52ZM57 35H61V34H57ZM56 35V36H57ZM95 34L93 33V36H94ZM146 35H144V33H142V32H140V33H137V34H135V35H132V36H130V37H118L119 38V45H117L115 48H113V49H110L109 50V53H107V54H105L106 53V51H107V48H105V47H103V45L101 46V50L100 49H96V50H94L93 52H91L85 59H81V60H79V61H74L73 60V57L75 56V54L76 53H70L71 51H64V50H62L63 48H65L64 46L65 45H63L62 47L60 46V48H58V49H56V52L55 53H53V57L56 59V63H55V66H54V73L56 74V75H58V77H57V79H58V82H57V84H58V86L61 88V92L58 94V95H56L55 94V96L54 95H52V101H55V103L57 102H59L60 104L62 103L63 105H64V108H56V109H52V112H53V115H54V118H53V115L52 114H50L51 116H52V118H50V119H54V122H53V124H54V127L53 128H55L56 127V133L55 132H53L52 130V132L53 133H51V135L53 134V136L56 134L57 136H59L58 135V133L59 134H73L72 135V137H66V138H64V140H63V138L62 137H60L59 139H60V142H61V140H63L62 142H63V144H60V142L59 141H57L56 140V143L58 142V145H57V147H61V150L62 151H64V150H66L67 148H68V144H70V141L71 140H73L74 138L77 140V139H79L81 136H77V135H75V134H78L80 131L82 132V131H86L87 129H85V128H92V129H100V130H106V129H108L109 131H111L112 129H115V128H118V129H123V128H128V127H131V126H134V124H136V123H134L133 121H131V118H130V116H132L133 115V113L135 112V111H137V109L136 110H129V109H127V112L125 113V112H121V110L123 109V106H124V104H130V102L131 101H127L126 99H127V97L126 96H124L123 97V95L122 94H120V93H117L118 91H120L121 90V92H122V90L124 89V87H126V88H128L127 90H131L129 87H133V89H135L136 90V88H138V87H140V86H142V85H144V84H146L145 82L147 81H145L144 79H141L140 80V77L138 76L137 77V75H136V73H134V72H138V73H140L139 72V68H140V62H138L139 61V58H138V56L137 55H140L141 53H146V52H149L150 53V51H153V50H155L156 49V47H160V44L158 45V44H156V43H154V44H151V45H149V46H147V47H145V48H141L142 49V51L141 52H135V50H136V46H137V43H138V41L140 42V40L141 39H143ZM168 35V34H167ZM175 35V34H174ZM177 35V34H176ZM182 35V34H181ZM192 35H193V33H192ZM216 35V34H215ZM39 36H41V35H39ZM49 36V35H48ZM157 36H160V35H157ZM163 36V35H162ZM187 36V35H186ZM186 36H184L185 38H186ZM13 37V36H12ZM27 37V35L26 36H23L22 38V40L23 41H25V40H27V38L25 39V38ZM31 37V36H30ZM47 37V36H46ZM148 37V36H147ZM154 37V36H153ZM161 37V36H160ZM180 37H182V36H180V35H178V36H175L174 38H172V36H171V38H172V40H173V43H178V42H180V41H182V38H180ZM199 37H201V36H199ZM203 37V36H202ZM217 37V36H216ZM219 37V36H218ZM40 38V37H39ZM42 38V37H41ZM45 38V37H44ZM48 38V37H47ZM116 37H114V38H112L111 39V45L112 44H114V43H116L117 42V39L118 38H116ZM151 38V37H150ZM156 38V37H155ZM159 38V37H158ZM170 38V39H171ZM194 38V37H193ZM252 38V37H251ZM2 39V38H1ZM6 39V38H5ZM14 39V38H13ZM17 39H20V37H18ZM25 39V40H24ZM36 39V38H35ZM163 39H165V38H163ZM170 39H169V41H170ZM203 39V38H202ZM201 39V40H202ZM10 40V39H9ZM33 40V39H32ZM37 40H39L38 38L36 39V41ZM47 40V39H46ZM49 40V39H48ZM56 40V39H55ZM93 40V39H92ZM167 40V39H166ZM197 40V39H196ZM199 40V39H198ZM8 41V40H7ZM6 41V42H7ZM13 41V40H12ZM18 41V40H17ZM50 41H52V40H50ZM54 41V40H53ZM57 41V40H56ZM151 41V40H150ZM158 41V40H157ZM193 41V40H192ZM192 41H189V42H192ZM33 42H35V41H33ZM47 42H49V41H47ZM62 42V41H61ZM65 43H66V41H64ZM142 42V41H141ZM146 42H148L149 43V41H146ZM146 42H145V45H146ZM152 42V41H151ZM162 42H163V40H162ZM164 42H165V40H164ZM163 42V43H164ZM167 42V41H166ZM171 42V41H170ZM170 42H167V43H170ZM186 42V41H185ZM199 42V41H198ZM201 42V41H200ZM230 42H232V41H230ZM13 43V42H12ZM31 43V42H30ZM108 43V42H107ZM147 43V44H148ZM162 43V44H163ZM172 43V44H173ZM184 43V42H183ZM183 43H181L182 45H183ZM186 43H188V42H186ZM195 43H196V41H195ZM247 43V42H246ZM13 44H15V43H13ZM20 44V43H19ZM26 45L28 44V42L27 43H25ZM35 45H36V43H34ZM42 44V43H41ZM51 44V43H50ZM55 44V43H54ZM53 44V45H54ZM189 44V43H188ZM192 44V43H191ZM198 44V43H197ZM196 44V45H197ZM200 44V43H199ZM216 44V45H215ZM11 45V44H10ZM17 45V44H16ZM22 45V44H21ZM26 45H24L25 47H26ZM29 45V44H28ZM33 45V44H32ZM52 45V44H51ZM67 45H68V43H67ZM110 45V46H111ZM168 45V44H167ZM255 45V44H254ZM14 46V45H13ZM19 46V45H18ZM30 46V45H29ZM39 46H41V45H39ZM86 46V47H87ZM176 46V45H175ZM204 46H206V44L204 45ZM240 46V45H239ZM21 47V46H20ZM36 47V46H35ZM196 47V46H195ZM209 47V46H208ZM208 47H206V48H208ZM15 48V47H14ZM19 48V47H18ZM32 48V47H31ZM52 48H53V46H52ZM51 48V49H52ZM69 48V47H68ZM85 48V49H84ZM169 48H173V47H169ZM201 48H202V46H201ZM200 48V49H201ZM204 48V47H203ZM256 48V46L253 48V49H255ZM8 49V48H7ZM17 49V48H16ZM36 49V48H35ZM39 49V48H38ZM55 49V48H54ZM53 49V50H54ZM67 49V48H66ZM140 49V50H141ZM160 49V48H159ZM166 49V48H165ZM168 49V48H167ZM167 49L165 50V51H167ZM174 49V48H173ZM180 49V48H179ZM187 49V48H186ZM199 49V48H198ZM205 49V48H204ZM26 50H28V49H26ZM34 50V49H33ZM69 50H70V48H69ZM177 50V49H176ZM189 50V49H188ZM211 50V49H210ZM244 50V51H243ZM14 51V50H13ZM22 51V50H21ZM51 51V50H50ZM55 51V50H54ZM60 51V52H59ZM131 51H133L134 52V54H136V57L138 58V61H137V58H136V61H131L130 63H126L127 61L125 60L124 62H125V65H123L122 63H120V64H118V61H117V63L115 64V62L116 61H113V60H117V59H123V57L125 58L127 55H129V54H131V53H133V52H131ZM156 51V50H155ZM155 51H153L152 53L153 54H150V55H155ZM160 51H162V49L160 50ZM180 51H181V49H180ZM194 51V50H193ZM212 51V50H211ZM229 51V50H228ZM2 53H3V51H1ZM7 52H8V50H7ZM20 52V51H19ZM32 52V51H31ZM31 52H30V54H31ZM81 52V51H80ZM169 52V51H168ZM177 52H178V50H177ZM214 52V51H213ZM1 53V54H2ZM9 53V52H8ZM11 53V52H10ZM13 53V52H12ZM27 53H28V51H27ZM35 53V52H34ZM38 53V52H37ZM52 53V52H51ZM79 53V52H78ZM157 53H159V51H157ZM166 54H167V52H165ZM179 53V52H178ZM177 53V54H178ZM193 53H195V52H193ZM197 53V52H196ZM220 53V54H221ZM232 53V52H231ZM32 54H33V52H32ZM45 54V53H44ZM174 54H176V53H174ZM176 54V55H177ZM198 54V53H197ZM211 54V53H210ZM26 55V54H25ZM47 55V54H46ZM45 55V56H46ZM144 55V54H143ZM150 55H148V57H150ZM161 55H162V57H161V59L158 61V60H156V62L158 61V62H161L162 63V59H163V57H165L164 55V52H161ZM170 55V54H169ZM186 55H188L187 53H186ZM186 55H185V57H186ZM195 56H196V54H194ZM232 55V54H231ZM1 56V55H0ZM7 56V55H6ZM19 56V55H18ZM21 56V55H20ZM39 56H40V54H39ZM134 56V55H133ZM159 56L160 55H158V59H159ZM182 56H183V53H182ZM189 56H191V55H189ZM195 56H192L191 58H193V57H195ZM14 57V56H13ZM23 57H24V54H23ZM30 57H32V56H30ZM135 57V56H134ZM140 57H141V55H140ZM201 57V56H200ZM200 57H198V58H200ZM26 58V57H25ZM28 58V57H27ZM38 58H40V57H38ZM45 58V57H44ZM144 58V57H143ZM166 58V57H165ZM179 58V57H178ZM177 58V59H178ZM189 58V57H188ZM223 58H225V56L223 57ZM222 58V59H223ZM2 59V58H1ZM17 59V58H16ZM16 59L14 60V61H16ZM20 59V58H19ZM37 59V58H36ZM121 59V60H122ZM140 59H142V58H140ZM147 59V58H146ZM176 59V58H175ZM251 59H253L252 57H251ZM7 60V59H6ZM120 60V61H121ZM148 60V59H147ZM165 60V59H164ZM186 60H187V58H186ZM216 60V59H215ZM129 61H130V59H129ZM150 61H152V60H150ZM150 61H149V63L148 64H150V65H152L151 63H150ZM188 61V60H187ZM194 61H195V58H194ZM221 61V60H220ZM228 61V62H227ZM12 62V61H11ZM11 62H10V65H11ZM38 62V61H37ZM137 62L139 63V64H137ZM155 62V61H154ZM157 62V63H158ZM181 62H183V61H181ZM189 62L191 63H193V61L192 60H189ZM204 62H205V59H204ZM3 63V62H2ZM6 63V62H5ZM13 63H15V62H12V64ZM44 63V62H43ZM169 63V62H168ZM170 63H172L171 61H170ZM191 63V64H192ZM203 63V62H202ZM206 63V62H205ZM4 64V63H3ZM22 64V63H21ZM33 64H34V61H33ZM46 64V63H45ZM121 64L123 65L122 67L123 68H121ZM146 64V63H145ZM148 64H146V67L148 68ZM173 64H175V63H173ZM180 64V62H178V65ZM217 64H219V63H217ZM6 65V64H5ZM24 65V64H23ZM153 65H155V63L153 64ZM171 65V64H170ZM169 64H168V67L170 66ZM184 65H186V63H185V61H184ZM190 65V64H189ZM189 65H186V67L188 66L189 67ZM198 65V64H197ZM214 65V64H213ZM212 65V66H213ZM227 65V66H226ZM48 66V65H47ZM156 66V65H155ZM195 66V65H194ZM193 66V67H194ZM200 66V65H199ZM198 66V67H199ZM217 66V68H218V65H216ZM9 67V71L10 70H12L11 69V67L14 69V64L13 65H11V66H8ZM19 67V66H18ZM17 67V68H18ZM28 67H29V65H28ZM35 67H37V66H35ZM145 67V66H144ZM145 67V68H146ZM150 67V66H149ZM164 67V66H163ZM162 67V68H163ZM166 67V66H165ZM178 67V66H177ZM177 67H175V68H177ZM181 67V66H180ZM185 67V68H186ZM205 67V66H204ZM214 67H215V65H214ZM213 67V68H214ZM3 68V67H2ZM20 68V67H19ZM18 68V69H19ZM23 68V67H22ZM22 68H20L21 70H22ZM32 67L30 66V69H31ZM154 68V67H153ZM195 68H196V66H195ZM28 69V68H27ZM29 69V70H30ZM33 69H35V68H33ZM37 69V68H36ZM48 69V68H47ZM150 68H148V70H149ZM182 69H184V68H182ZM192 69V68H191ZM225 69V68H224ZM3 70V69H2ZM26 70V69H25ZM140 70H141V68H140ZM147 70V71H148ZM151 70H152V68H151ZM162 69H160V71H161ZM168 70V69H167ZM174 70H177V69H174ZM179 70V69H178ZM181 70V69H180ZM193 70V69H192ZM207 70V69H206ZM16 71H17V69H16ZM16 71H12V72H9V74H11V73H13V75H14V73L16 72ZM27 71V70H26ZM25 71V72H26ZM47 70H44V72L45 73H47L46 72ZM145 71V70H144ZM144 71H143V69H142V72L144 73ZM182 71V70H181ZM191 71V70H190ZM189 71V72H190ZM215 71V70H214ZM2 72V71H1ZM20 72V71H19ZM31 72V71H30ZM150 72V71H149ZM157 72V71H156ZM166 72V71H165ZM186 72V71H185ZM194 72V71H193ZM198 72V71H197ZM199 72H200V70H199ZM222 72V71H221ZM44 73V74H45ZM48 73H49V71H48ZM146 73V72H145ZM144 73V74H145ZM148 73V72H147ZM161 73H162V75L164 74V71H161ZM161 73H157L158 75H154V74H152V76H151V81H153V80H155V78H158L159 77V75L161 76ZM191 73V72H190ZM205 73V72H204ZM212 73V72H211ZM4 74H5V72H4ZM24 73H22V75H23ZM121 74H124V76H125V78H121L122 76H120ZM141 74V73H140ZM143 74V75H144ZM173 74H175V73H173ZM173 74H172V76H173ZM180 74V73H179ZM182 74V73H181ZM193 74V73H192ZM197 73H195V75H196ZM7 75V74H6ZM16 75V74H15ZM21 75V74H20ZM31 75V74H30ZM36 75V74H35ZM146 75V74H145ZM176 75V74H175ZM178 75V74H177ZM183 75V74H182ZM194 75V76H195ZM10 76V80L11 79H13V80H11L12 82H15L16 80H14V78H12V75H9ZM17 76V75H16ZM37 76V75H36ZM171 76V77H172ZM180 75H178V77H179ZM188 76H190V74L188 75ZM1 77V76H0ZM3 77V76H2ZM2 77H1V79H2ZM7 78H8V76H6ZM14 77V76H13ZM35 77V76H34ZM45 77H46V74H45ZM148 78L147 79H150L149 78V76H147ZM167 77H169L168 76V74H167ZM170 77V78H171ZM178 77H175L176 78V80L178 79ZM181 77V76H180ZM186 77V76H185ZM184 77V78H185ZM192 77V76H191ZM5 78V77H4ZM16 78H18L17 80H22V79H20V77H15V79ZM23 78V77H22ZM28 78V76H26V79ZM170 78H168V80H167V83H168V87H169V81L171 80ZM35 79V78H34ZM33 79V80H34ZM166 79V78H165ZM172 79H174V77L172 78ZM186 79V78H185ZM188 79V78H187ZM204 79V78H203ZM210 79V78H209ZM223 79H225L226 81H227V85L226 86H221V81H223ZM250 79V78H249ZM28 80V79H27ZM26 80V81H27ZM175 80V79H174ZM2 81V80H1ZM46 81V80H45ZM178 81V80H177ZM177 81H171L170 83L171 84H174V83H176ZM185 81V80H184ZM190 81H191V79H190ZM192 81H193V79H192ZM8 82V81H7ZM21 82V81H20ZM24 82V81H23ZM148 82V81H147ZM160 83H161V81H159ZM158 82V83H159ZM165 82V81H164ZM187 82V81H186ZM206 82V81H205ZM9 83H11V82H8V84ZM46 83V82H45ZM156 83V82H155ZM12 84V83H11ZM10 84V85H11ZM56 84V85H57ZM162 84V83H161ZM165 84V83H164ZM164 84H162V86L164 85ZM171 84H170V89H171ZM179 84V83H178ZM195 84V83H194ZM1 85V84H0ZM46 85V84H45ZM159 85V84H158ZM181 85V84H180ZM188 85V84H187ZM186 85V86H187ZM192 85V84H191ZM153 86V85H152ZM152 86H149L150 88H148V90L150 91V92H152L151 91V88H152ZM154 86H157V85H154ZM153 86V87H154ZM165 86H167V85H165ZM202 86V85H201ZM201 86H197V89H196V91L195 92H193L192 94H191V96H192V98H194L195 97V101H196V98H198L199 99V96L200 95H202L203 96V93H204V91L206 90V89H202L201 88ZM207 86H209V85H207ZM4 87H6L7 89H9V90H12L13 88L12 87H10V88H8L7 86H6V83H5V86ZM17 87V86H16ZM193 87H195V86H193ZM192 87V88H193ZM23 88V87H22ZM126 88L124 89V90H126ZM161 87V85H160V90L161 91H165V87L164 88H162ZM176 88H177V86H176ZM189 88V87H188ZM2 89V88H1ZM4 90H5V88H3ZM145 89V88H144ZM175 89V88H174ZM178 89H179V87H178ZM181 89H183V88H180L179 90H178V95H177V92H176V94H174V95H172L171 97H170V103H172V104H177V102H178V96L180 95V92L179 91H181ZM9 90H8V92H9ZM44 90V89H43ZM126 90V91H127ZM147 90V91H148ZM185 90V89H184ZM187 90V89H186ZM31 91V90H30ZM55 91V90H54ZM145 91H146V89H145ZM144 91V92H145ZM149 91L148 92H146L147 94L149 93ZM183 91V90H182ZM123 92H125V91H123ZM135 92V91H134ZM138 92V91H137ZM192 91H190V93H191ZM243 92V91H242ZM0 93H6L5 91L4 92H0ZM28 93V92H27ZM146 93H143L144 95H146ZM188 93V92H187ZM190 93H188V94H190ZM0 95V96H2V97H0V99L1 100H3L4 99V97H3V95ZM29 94V93H28ZM133 93H131L130 95H132ZM142 94V93H141ZM142 94V95H143ZM159 94V93H158ZM185 94V93H184ZM206 94V93H205ZM6 95V94H5ZM4 95V96H5ZM13 95H16V94H13ZM19 96H20V94H18ZM44 95H45V93H44ZM142 95H140V97L142 98ZM156 95V94H155ZM7 96V95H6ZM18 96V97H19ZM54 96V97H53ZM133 96H134V94H133ZM136 96V95H135ZM139 96V95H138ZM187 96V95H186ZM211 96V95H210ZM11 97H12V95H11ZM144 97V96H143ZM184 97V96H183ZM188 97V96H187ZM208 97V98H207ZM214 97V96H213ZM7 98V97H6ZM5 98V99H6ZM16 99V97L14 96V97H12V99ZM21 98V97H20ZM19 98V99H20ZM50 98V97H49ZM48 98V99H49ZM189 98V97H188ZM233 98V97H232ZM4 99V101H6V102H9L8 101V99L7 100H5ZM19 99H16V100H19ZM26 99V98H25ZM29 99V98H28ZM156 99H157V97H156ZM156 99L154 100V102H156ZM159 99H161V98H159ZM159 99H157V100H159ZM186 99V98H185ZM234 99V98H233ZM1 100H0V102H1ZM10 100V99H9ZM22 100V99H21ZM138 100V99H137ZM150 100V99H149ZM190 100V99H189ZM188 100V101H189ZM194 100V99H193ZM201 100V101H202ZM235 100V99H234ZM3 101V102H4ZM20 101V100H19ZM24 101H26V100H24ZM180 101V100H179ZM231 102H232V100H230ZM21 103H22V101H20ZM132 102H133V100H132ZM168 102V101H167ZM167 102H165V104L167 103ZM181 102V101H180ZM231 102H229V105L228 106H231L230 105V103ZM10 103V102H9ZM8 103V104H9ZM13 103H15V102H13ZM148 104H149V101L147 102ZM183 103V102H182ZM194 103V102H193ZM201 103V102H200ZM235 103V102H234ZM43 104V103H42ZM66 104V105H65ZM142 104V103H141ZM146 104V103H145ZM153 104H155V103H153ZM161 104V103H160ZM186 104H187V102H186ZM207 104V105H208ZM7 105V104H6ZM17 105V104H16ZM48 105H51V104H48ZM138 105V104H137ZM142 105H144V104H142ZM192 105V104H191ZM194 105H195V103H194ZM199 105V104H198ZM204 105V104H203ZM236 105V104H235ZM136 106V105H135ZM145 106V105H144ZM147 106V105H146ZM146 106L145 107H142V108H146ZM149 106V105H148ZM151 106V105H150ZM166 107H167V109H166ZM176 107V106H175ZM202 108H203V110H205V106H201ZM234 107H236V106H234ZM252 107V106H251ZM13 108H14V105H13ZM46 108H48L49 109V106L48 107H46ZM51 108V107H50ZM54 108V107H53ZM129 108V107H128ZM133 108V107H132ZM131 107H130V109H132ZM168 105L167 106H165L163 103H162V105L160 106V105H157V110H155V111H151V113H147L146 115H147V118H146V116L144 117V120L146 119L147 120V126L149 127V126H155V125H152L151 123L152 122H154V120H155V118H158L159 120H161V118H163L166 114H167V112H168ZM186 108V107H185ZM210 108V107H209ZM125 109V110H126ZM200 109V108H199ZM211 109V108H210ZM210 109H208V110H210ZM229 109V108H228ZM124 110V111H125ZM139 110V109H138ZM142 110V109H141ZM140 110V111H141ZM143 110H145V109H143ZM236 110V109H235ZM238 110V109H237ZM236 110V111H237ZM17 111V110H16ZM235 111V112H236ZM239 111V110H238ZM7 112V111H6ZM43 113L45 112V110L44 111H42ZM41 112V113H42ZM8 113H10V112H8ZM7 113V114H8ZM49 113H51V109H50V112ZM55 113V114H54ZM178 113H180V112H178ZM184 113V112H183ZM233 113V112H232ZM232 113H229V114H232ZM264 113V112H263ZM3 114L4 113H2L1 114V116L3 117ZM136 114H138V116H139V113H136ZM135 114V115H136ZM199 114V113H198ZM238 114H239V112H238ZM238 114H236V115H238ZM44 115V114H43ZM43 115H42V117H43ZM233 115V114H232ZM17 116V115H16ZM20 116V115H19ZM40 117H41V115H39ZM50 116V117H51ZM127 116H128V118H127ZM137 116V115H136ZM137 116V117H138ZM208 116H209V114H208ZM18 117V116H17ZM23 117V116H22ZM41 117V118H42ZM126 117V118H125ZM220 117V116H219ZM233 117V116H232ZM47 118V117H46ZM141 118H142V116H141ZM221 118V117H220ZM223 118V117H222ZM37 119H39V117L37 118ZM135 119V118H134ZM143 119V118H142ZM172 119V118H171ZM207 119V118H206ZM208 119H211L210 118V116H209V118ZM15 120H16V118H15ZM40 120V119H39ZM215 120V119H214ZM218 120V119H217ZM221 120V119H220ZM226 120V119H225ZM225 120H224V122H225ZM9 121H11V120H9ZM25 120H23V122H24ZM52 121V120H51ZM138 121V120H137ZM172 120H170L169 118H168V115H167V117H165V120L163 121V124H164V126L165 125H168V124H170V123H173V121L171 122ZM219 121V120H218ZM227 121V120H226ZM5 122V121H4ZM3 122V123H4ZM12 122V121H11ZM43 122V121H42ZM47 122V121H46ZM228 122H230V124L228 125V126H226V128L225 129H223L224 130V133L226 134V133H229V129H231L230 128V125L232 126V127H237V128H239V123H238V121L237 120H234V118H228ZM231 122H233V123H231ZM13 123V122H12ZM38 123H39V121H38ZM37 123V124H38ZM52 123V122H51ZM50 123V124H51ZM205 123V122H204ZM216 123H217V121H216ZM222 123H223V119H222ZM7 124H8V122H7ZM37 124H34V125H37ZM96 124V125H95ZM141 124V123H140ZM150 124V125H149ZM213 123H211V125H212ZM225 124V123H224ZM17 125V124H16ZM210 125V126H211ZM245 125V124H244ZM248 125H250V128L251 129H248L247 127H243V128H241L242 129V131L241 132H243V131H245L246 132V134H248L249 133V131H251V130H254V131H257L258 129H261V130H263L264 129V120H261L259 123H257V124H254V123H248ZM14 126H15V124H14ZM28 126V125H27ZM139 127H140V125H138ZM137 126V127H138ZM145 125H143V127H144ZM163 126V127H164ZM209 126V127H210ZM222 126V125H221ZM225 126V125H224ZM223 126V127H224ZM1 127V126H0ZM5 126H3V128H4ZM12 128H13V126H11ZM10 127V128H11ZM17 127H18V125H17ZM22 127V126H21ZM138 127V128H139ZM142 127V126H141ZM140 127V128H141ZM16 128V127H15ZM34 128H35V126L33 127V129H31V130H34ZM153 128V127H152ZM214 128V127H213ZM28 129V128H27ZM62 129V130H61ZM137 129V128H136ZM147 129V128H146ZM150 129V128H149ZM210 129H212V128H210ZM220 129V128H219ZM4 130V129H3ZM18 130H20V128L18 129ZM26 130V129H25ZM97 130V131H98ZM99 130V131H100ZM132 130V129H131ZM174 130V129H173ZM180 130L181 129H179V130H175L174 131V133H178V132H180ZM222 130V129H221ZM222 130V131H223ZM1 131V130H0ZM22 131V130H21ZM49 131H50V129H49ZM98 131V132H99ZM125 131H126V129H125ZM129 131H130V129H129ZM30 132H33V131H30ZM29 132V133H30ZM48 132V131H47ZM46 132V137L48 136V133ZM108 132V131H107ZM133 132H135V131H133ZM209 132V131H208ZM122 133H124V132H122ZM121 133V134H122ZM141 134H143V133H145V132H140ZM149 133V132H148ZM147 132L145 133V134H148ZM210 133V132H209ZM0 134H2L1 132H0ZM28 134V133H27ZM102 134V133H101ZM127 134V133H126ZM130 134H132V133H130ZM135 134H137V133H135ZM140 134V135H141ZM50 135V136H51ZM205 135V134H204ZM221 135H222V133H221ZM228 135V134H227ZM232 135V134H231ZM16 136V135H15ZM19 136V135H18ZM53 136H51L52 138H53ZM98 136V135H97ZM131 136H133V135H131ZM135 136V135H134ZM133 136V137H134ZM142 136V135H141ZM233 136V135H232ZM235 136V135H234ZM45 137V136H44ZM49 137V136H48ZM54 137H56V136H54ZM64 137H65V135H64ZM84 137V136H83ZM95 138H96V136H94ZM99 137V136H98ZM116 137V136H115ZM115 137H113V139L115 138ZM118 137V136H117ZM119 137H120V135H119ZM121 137L123 138L124 136H122L121 135ZM120 137V138H121ZM128 137H129V132H128ZM210 137V136H209ZM12 138V137H11ZM15 138V137H14ZM51 138V139H52ZM56 138H58V137H56ZM103 138V137H102ZM108 138H110V137H108ZM120 138H119V140H120ZM121 138V139H122ZM172 138V137H171ZM184 138V137H183ZM25 139H26V137H25ZM45 139V138H44ZM104 139V138H103ZM105 139H107V138H105ZM110 139H112V138H110ZM228 139H230L229 137H228ZM252 139V140H251ZM262 139V141H264V139L263 138H261ZM11 140H13V139H11ZM97 140V139H96ZM125 140V139H124ZM168 140V139H167ZM203 140V139H202ZM207 140V139H206ZM206 140H203V141H206ZM227 140V139H226ZM8 141H10V140H8ZM29 141V140H28ZM43 141V140H42ZM49 141V140H48ZM48 141H47V144H48ZM116 141H117V139H116ZM163 141V140H162ZM161 141V142H162ZM199 141V140H198ZM216 141V140H215ZM228 141V140H227ZM235 141V140H234ZM12 142V141H11ZM22 142V141H21ZM74 142H75V140H74ZM73 142V143H74ZM102 142H103V140H101V137H100V139L98 140V142H96V144H95V142L94 141H90V146L91 147H93L94 149L95 148H98V149H100L101 148V150H103L104 149V147L101 145L102 144ZM105 142H106V140H105ZM166 142V141H165ZM221 142V141H220ZM226 142V141H225ZM257 140L255 139V138H253V136H251L249 139H247V143H248V145H250L252 148H254V149H257ZM23 143V142H22ZM29 143H30V141H29ZM52 143V142H51ZM197 143V142H196ZM195 143V144H196ZM222 143L223 142H221V143H218V145L217 146H220V147H222L223 145H222ZM33 144V143H32ZM59 144H60V146H59ZM111 144V143H110ZM110 144H108V146L110 145ZM199 144H200V141H199ZM220 144V145H219ZM227 144V143H226ZM46 145V144H45ZM105 146H106V143L104 144ZM158 145H160V144H158ZM163 145V144H162ZM166 145V144H165ZM193 145V144H192ZM248 145H246V144H243V142L239 145L238 143L235 145V147H238V151L237 150H233V149H235V148H233L232 150H233V153H235L234 154V157L236 156V154H238V155H242V152H244L245 151V149H249V146ZM13 146V145H12ZM89 146V147H90ZM190 146V145H189ZM203 146V145H202ZM15 147V146H14ZM28 147H30V146H28ZM103 147V148H102ZM137 148H138V146H136ZM157 147V146H156ZM161 147H163V146H161ZM192 147V146H191ZM230 147H232V146H230ZM228 145H227V148H230ZM31 148V147H30ZM53 148V149H52ZM51 149L54 151V147H52ZM109 148H111V147H109ZM133 148V147H132ZM185 148V147H184ZM197 148V147H196ZM216 148V147H215ZM215 148H214V151H215ZM218 148V147H217ZM9 149V148H8ZM40 149H42V148H40ZM107 149V148H106ZM151 149V148H150ZM158 149H160V148H158ZM190 149V148H189ZM191 149H193V147L191 148ZM231 149V148H230ZM38 150H39V148H38ZM37 150V151H38ZM43 150V149H42ZM42 150H41V153H43L42 152ZM60 150V151H61ZM109 150H111V149H109ZM131 150V149H130ZM135 150V149H134ZM146 150V149H145ZM155 150V149H154ZM157 150V149H156ZM164 150V149H163ZM167 150V149H166ZM175 150V149H174ZM185 150V149H184ZM197 150V149H196ZM195 150V151H196ZM204 150V149H203ZM212 150V149H211ZM25 151V150H24ZM27 152L29 151V150H26ZM91 151V150H90ZM129 151V150H128ZM150 151V150H149ZM159 151V150H158ZM176 151V150H175ZM174 151V152H175ZM214 151H212V152H214ZM100 152V151H99ZM95 153L96 154V156H97V158L94 160L93 159V161L94 162H92V166L91 167H89V165L90 164H87L86 165V168H83L82 170H81V172L79 173V175H78V173H77V175H75L74 173H73V167H72V164L73 163H71L70 161H68L69 160V158H68V160L66 161L64 158H60L59 159V161H54V162H51V164L49 163L48 165H49V170L47 169V168H45V170L47 169L48 171H47V173L50 171V173H48V174H50L49 175V177H48V179H49V182L51 183V186L53 185V187H56L55 189L57 190L58 188H60L61 186H63V188L65 187V186H68V185H70L71 186V188L73 189V190H71V192L73 191L74 192V194L75 195H77L78 197H79V199L81 198V200H83V198L86 196V195H88V194H93V193H97V192H99L100 191V193L101 192H105L106 190H107V188H108V190L107 191H109V195H110V193L112 192V196H115V197H117L118 199H116L117 201H115V202H117L116 204H111V201H107V202H110L109 204L106 202V203H103V204H101L100 206H98L97 208H95V210H94V212H93V214H92V217H90V218H86L85 219V224H86V231H87V234L89 235L88 236V238L91 236L92 237V240H90V241H88L89 242V246H90V248H92L93 249V251H91L90 250V248H89V250L91 251V252H93V254H94V256H95V258H96V255H99L100 253H104V251L105 250H107L105 247H103L100 243H99V240H98V238H99V236H101V233H103L104 231H114V229H115V231H118V233H116V235H117V237L114 239V241L113 242H111L110 243V247H116V253L115 254H117L118 252H119V250H120V245H121V243L123 242V240L125 239H123V237L119 234V233H121L123 230H124V228H123V226L124 225H127L128 224V218L130 217V216H132L133 215V211L136 209V207H141V205H142V207H143V205L145 204V208L147 209V211H146V213L144 214V213H142V214H144V216L142 217L143 219H141L142 220V225H141V227H148L149 229H153V228H155V229H153L152 230V232H154L155 234H153V235H151V236H153V237H148V238H146V239H144L143 241H141L140 243H139V253L135 256V257H133V258H131V259H126V256L128 257V255H126V256H124V257H121V262H120V264H163L164 262H166V261H168L167 259L168 258H171L173 255H176V254H178V252L179 251H183V249H184V246L186 245V244H188L189 245V247H188V250H196V252H197V250L198 249H200V248H202V246L201 247H199L200 246V244L198 243V239L203 235V233L205 234L206 233V231L208 230V228H210V227H213L212 225H210V223H213L212 221V219H214L215 220V222H217L216 221V219L217 218H219L218 220H219V222L218 223H220V225L217 223V225L218 226H216V224H215V226L216 227H218V228H224L225 230H223V233L225 234V239H223L225 242H223L224 243V245H226L225 247H227V248H229V246L228 245H230V247H231V245L232 244H235V245H237V248H235V249H238V248H240V249H243V246H245V243L247 242V245H248V242L250 241V242H252L256 237H257V235L259 234V228H256V224L254 223V219H252V218H249V219H247L246 221H244V214L243 215H241L242 213L240 212L241 211V209H240V207H243L244 205H246L247 203H249V202H252V201H250L253 197H254V195L256 194V192H257V184H256V182L255 183H253V184H251V185H249V184H247L246 182H244L243 181V183H242V185H239V184H237V185H233L228 191H227V188L226 187H224V189H225V192H226V194L225 193H221V192H219V191H221V190H219V189H217L216 188V186L215 185H212L211 186V184H209V192H211V194H213L212 196H210L209 198L210 199H213L212 201L213 202H215V201H217V200H219L220 198H221V200H224V204H225V206L223 207V209L224 210H216L215 209V212H216V214L215 215H213V218L212 219H210L209 221H207L208 220V217L207 218H205V215L203 214V210H198V208H197V210H196V212L197 213H195L194 212V214H191L190 215V213L192 212V211H190V212H188V210L190 209V205L193 203V199L196 197V196H194V195H192L191 197H188L187 198V196L185 195V198H183V196L181 195V194H179L178 195V197H177V199L176 200H174L173 199V206H171V204H172V200L171 199H169L170 200V203L168 204V206L165 204V203H163L162 205H160V203H162V198L158 195V193L156 192V193H154V192H152V193H147V195L148 194H150L149 195V197L148 198H146V200L145 201H150L149 203L148 202H143V200L142 199H144L145 197H144V195H145V193H144V190H145V187H146V184H147V182H148V180H149V177H150V175H148L147 177H145L146 179H144L142 182H140L137 186L136 185H134V184H131V181H132V179L130 180V179H128V177H127V175L125 176L124 175V173L122 174H114L115 173V171H114V173H112L111 172V170L114 168V164H110L108 167L106 166L105 168H103V167H101V165H100V161L102 160V158H103V156H102V152L101 153ZM115 152V151H114ZM133 152V151H132ZM148 152V151H147ZM156 152V151H155ZM162 152V151H161ZM186 152H188V151H186ZM203 152V151H202ZM206 152V151H205ZM248 152H250V151H248ZM37 154H38V152H36ZM54 153V152H53ZM177 153V152H176ZM214 153H216V152H214ZM226 153V152H225ZM34 154V153H33ZM49 154V153H48ZM52 154V153H51ZM127 154H129V152L127 153ZM149 154H151V153H149ZM149 154L147 155L148 157H149ZM154 153H152V155H153ZM185 154V153H184ZM192 154H193V152H192ZM222 154V153H221ZM9 155V154H8ZM25 155V153L24 154H22V157ZM30 155V154H29ZM45 155H47V154H45ZM52 155H55V153L54 154H52ZM59 155V154H58ZM63 155H65L64 154V152H63ZM93 155V154H92ZM130 155L131 156H133L134 155V152L133 153H130ZM152 155H150V156H152ZM158 155V154H157ZM172 155V154H171ZM200 155H202V154H200ZM28 156V155H27ZM40 156V155H39ZM60 156V155H59ZM68 156H71V157H73V155H70V153L68 154ZM74 156H76V154H74ZM78 156V155H77ZM146 156V157H147ZM166 156V155H165ZM208 156V155H207ZM36 157V156H35ZM43 157H44V155H43ZM48 157H49V155H48ZM62 157V156H61ZM136 157H137V155H136ZM184 157V156H183ZM182 157V158H183ZM201 157H203V156H200V158ZM206 157V156H205ZM210 157H211V155H210ZM225 157H226V155H225ZM229 157V156H228ZM30 158V157H29ZM39 159V157H36V159ZM51 158V157H50ZM119 158V157H118ZM155 158V157H154ZM169 158V157H168ZM172 158H173V156H172ZM191 158V157H190ZM25 159V158H24ZM67 159V158H66ZM146 159V158H145ZM180 159V158H179ZM212 159V158H211ZM216 159V158H215ZM223 158H221V160H222ZM236 159V162H239V160H238V158H235ZM32 160H34L35 162H36V160H35V158L34 159H32ZM47 160V159H46ZM56 160V159H55ZM58 160V159H57ZM114 160V159H113ZM129 160V159H128ZM149 160V159H148ZM147 160V161H148ZM198 160H202V159H198ZM218 160V162L217 163H219V164H221L220 162H222V161H220L219 162V159H217ZM78 161V160H77ZM145 161V160H144ZM143 161V162H144ZM172 161V160H171ZM170 161V162H171ZM174 161V160H173ZM204 161H206V159H204ZM212 161V160H211ZM230 161V160H229ZM234 161V160H233ZM25 162H26V159H25ZM25 162H24V160H22L21 162H20V165L22 164L23 166L22 167H24L22 170H21V172L22 173H24V171L25 170H27V168H26V166H25ZM41 162V161H40ZM74 162V161H73ZM79 162V161H78ZM109 162V161H108ZM110 162H113V161H110ZM115 162V161H114ZM117 162V161H116ZM142 162V163H143ZM165 162V161H164ZM168 162V161H167ZM201 162V161H200ZM200 162H198V163H200ZM212 162H214V161H212ZM37 163V162H36ZM85 163V162H84ZM138 163V162H137ZM147 163V162H146ZM181 163V162H180ZM197 163V162H196ZM75 164V163H74ZM165 164H168V163H165ZM175 164V163H174ZM182 164V163H181ZM180 164V165H181ZM211 164V163H210ZM30 165V164H29ZM36 165V164H35ZM46 165H47V163H46ZM45 165V166H46ZM85 165V164H84ZM146 165V164H145ZM161 165V164H160ZM183 165V164H182ZM187 165V164H186ZM191 165V164H190ZM202 166H203V169H206L207 168V165L206 164H201ZM28 166V165H27ZM31 166V165H30ZM74 166V165H73ZM103 166V165H102ZM144 165H141V167H143ZM165 166V165H164ZM168 166H169V164H168ZM216 166V165H215ZM219 166V165H218ZM240 166H243V165H240ZM82 167H83V165H82ZM161 167H162V165H161ZM227 167V166H226ZM80 168V167H79ZM122 168V167H121ZM155 168H157V167H155ZM170 168V167H169ZM81 169V168H80ZM79 169V170H80ZM159 169V168H158ZM176 169V168H175ZM215 169V168H214ZM217 169H220V168H217ZM230 169V168H229ZM31 170V169H30ZM118 170V169H117ZM132 170V169H131ZM137 170V169H136ZM143 170V169H142ZM163 170V169H162ZM216 170V169H215ZM224 170H225V168H224ZM242 170V169H241ZM240 170V171H241ZM15 171V170H14ZM77 171V170H76ZM156 171V170H155ZM164 171V170H163ZM169 171V170H168ZM173 172H169V173H167V174H165V175H161L162 176V178H164L165 180H167L168 182H170L169 183V186H171V188H173V190H174V188H175V190L174 191H178V189H180L181 188V183H178V182H180V181H182V180H180V181H178V179H180L179 177H180V175L178 174V172H177V169L174 171V170H172ZM200 171L201 172H204V170H202V169H200ZM226 171H227V169H226ZM225 171V172H226ZM75 172V171H74ZM141 172V171H140ZM143 173L145 172L144 170L142 171ZM191 172V171H190ZM216 172H218L217 170H216ZM222 172V171H221ZM47 173H46V175H47ZM137 173V172H136ZM155 173V172H154ZM157 173V172H156ZM155 173V174H156ZM159 173V172H158ZM157 173V174H158ZM246 173V172H245ZM25 175L26 174H28V172H26V173H24ZM127 174V173H126ZM146 173H144V175H145ZM152 174V173H151ZM156 174V175H157ZM160 174V173H159ZM183 174H185L184 172H183ZM237 173H236V170L235 171H230L229 172V177H231V179L232 178H234L235 177V175H236ZM45 175V176H46ZM142 175V174H141ZM228 174H226V176H227ZM260 175V174H259ZM23 176V175H22ZM129 176V175H128ZM222 176H224V174H218L217 176H215L216 177V181L218 182V183H220V184H222V186L224 185V181L222 180ZM264 176V175H263ZM130 177H133V176H130ZM158 177H159V175H158ZM151 178V177H150ZM261 178H263V177H261ZM26 179V178H25ZM160 180V179H159ZM164 180V181H165ZM206 180V179H205ZM47 181V180H46ZM187 181V180H186ZM158 182V181H157ZM235 182V181H234ZM264 182V181H263ZM23 183V182H22ZM50 183H49V185H50ZM152 183V182H151ZM233 183V182H232ZM18 184H20L19 182H18ZM64 184V185H63ZM187 184V183H186ZM17 185V184H16ZM163 185V184H162ZM218 185V184H217ZM8 186V185H7ZM24 185H21V187H23ZM69 186V187H70ZM151 186V185H150ZM167 186H168V184H167ZM236 187L235 189V191H233V192H231V189L233 188V187ZM69 187H67V189H69ZM260 187V186H259ZM150 188V187H149ZM222 188V187H221ZM66 189V190H67ZM154 190L156 189V188H153ZM183 189V188H182ZM17 190V189H16ZM15 190V191H16ZM157 190H158V188H157ZM184 190V189H183ZM214 190H215V193H214ZM69 191V190H68ZM185 191V190H184ZM191 191V190H190ZM51 192H53L54 193V190H52ZM57 192V191H56ZM55 192V193H56ZM149 192H150V190H149ZM18 193V192H17ZM31 193V192H30ZM30 193L28 194V197L29 196H33V195H30ZM53 193H51L52 194V197H51V195L49 196V198H52L53 199ZM54 193V195H56ZM171 193V192H170ZM191 193V192H190ZM19 194V193H18ZM33 194H34V192H33ZM38 194V193H37ZM49 194V193H48ZM105 194V193H104ZM174 194V193H173ZM188 194V193H187ZM36 195V194H35ZM162 195V194H161ZM177 195V194H176ZM229 197H228V196ZM37 196V195H36ZM35 196V197H36ZM97 196H99V195H97ZM101 196V195H100ZM256 196V195H255ZM30 197V198H31ZM93 197H95V196H93ZM102 197V196H101ZM109 197H111V196H109ZM156 197H157V199H156ZM192 197H194V198H192ZM203 197H206L205 195H203ZM227 197V198H226ZM55 198V197H54ZM98 198H100V197H98ZM107 198H108V196H107ZM207 198V197H206ZM262 198H264V197H262ZM56 199V198H55ZM55 199H53L54 200V202L56 201ZM152 199L153 200H155V202H153L152 201ZM31 200V199H30ZM37 200H39V197H38V199ZM36 200V201H37ZM75 200H77L76 198H75ZM101 200V199H100ZM167 200V199H166ZM181 200H182V202H181ZM32 201V200H31ZM35 201V200H34ZM33 201V202H34ZM35 201V202H36ZM78 201V200H77ZM105 201V200H104ZM152 201V202H151ZM259 201V200H258ZM40 202V201H39ZM114 202V203H115ZM79 203H81V202H79ZM124 203V204H123ZM34 204V203H33ZM32 204V205H33ZM59 204V203H58ZM5 205V204H4ZM35 205V204H34ZM42 205V204H41ZM157 206V207H156ZM168 207V208H165V207ZM183 206V207H182ZM186 206V207H185ZM59 207V206H58ZM141 207V209L143 210V208ZM159 207V208H158ZM172 207L175 209V207H176V211L174 212L175 214L173 215V216H169V212H171V210H173L172 209ZM264 207V206H263ZM33 208H35V207H33ZM40 208V207H39ZM43 208V207H42ZM144 208V209H145ZM184 208H186V211H185V213H184ZM245 208V207H244ZM57 210H58V208H56ZM56 209H55V211H56ZM139 209V208H138ZM188 209V210H187ZM238 209H240L239 211H238ZM263 209V208H262ZM41 210V209H40ZM46 210V209H45ZM253 210V209H252ZM255 210V209H254ZM258 210V209H257ZM256 210V211H257ZM261 210V209H260ZM259 210V211H260ZM33 211V210H32ZM54 211V212H55ZM59 211V210H58ZM248 211V210H247ZM255 211V212H256ZM144 212V211H143ZM258 212V211H257ZM139 213V212H138ZM207 213V212H206ZM262 213V212H261ZM57 214V213H56ZM139 214H141V212L139 213ZM141 214V215H142ZM246 214V213H245ZM250 215V214H249ZM248 215V216H249ZM56 216V215H55ZM252 216V215H251ZM256 216V215H255ZM263 216V215H262ZM245 218H246V215H245ZM59 219V218H58ZM63 219V218H62ZM133 219V218H132ZM131 219V220H132ZM52 220V219H51ZM53 221V220H52ZM59 221H62V220H59ZM58 222V221H57ZM204 222H206L207 224H205ZM214 222V223H215ZM244 222V223H243ZM54 223V222H53ZM52 223V224H53ZM62 223H64V222H62ZM213 223V224H214ZM55 224V223H54ZM53 224V225H54ZM262 224V223H261ZM59 226V225H58ZM220 226V227H219ZM50 227H52V226H50ZM121 227H122V229H121ZM139 227V226H138ZM29 228V227H28ZM53 228V227H52ZM148 228H147V230L146 231H148ZM214 228V227H213ZM139 229H140V227H139ZM121 230V232H119ZM137 230V229H136ZM220 230V229H219ZM218 230V231H219ZM30 231V230H29ZM36 232V231H35ZM38 232V231H37ZM36 232V233H37ZM62 232H64V231H62ZM208 232V231H207ZM220 232V231H219ZM219 232H217V233H219ZM32 233V232H31ZM57 233V232H56ZM115 233V232H114ZM216 233V232H215ZM214 233V234H215ZM53 234H54V232H53ZM45 235V234H44ZM78 235V234H77ZM221 235H222V232H221ZM52 236V235H51ZM61 236H62V234H61ZM76 236V235H75ZM124 236V235H123ZM205 236V235H204ZM206 236H208V235H206ZM228 236H231V238L230 237H228ZM59 237V236H58ZM58 237H56V238H58ZM113 237V236H112ZM112 237H110V238H112ZM126 237V236H125ZM128 237V236H127ZM222 237V236H221ZM223 237H224V235H223ZM62 238V237H61ZM76 238V237H75ZM207 238V237H206ZM211 237H209L208 239H207V241L210 239ZM219 238V237H218ZM54 239V238H53ZM63 239V238H62ZM212 239V238H211ZM210 239V240H211ZM55 240V239H54ZM59 240V238L56 240V242H58L59 243V245L61 244V246H62V248L63 249H66V247L64 248V245H63V242H65L64 240H63V242L62 241H58ZM102 240V239H101ZM202 241H203V238L201 239ZM204 240H206L205 238H204ZM214 240V239H213ZM110 241H111V239H110ZM207 241H205V242H207ZM212 241V240H211ZM263 241V240H262ZM38 242V241H37ZM40 242V241H39ZM48 242V241H47ZM79 242V241H78ZM209 242V244L211 243L210 241H208ZM26 243H28V242H26ZM30 243V242H29ZM53 243V242H52ZM57 243V244H58ZM66 243V242H65ZM204 243V242H203ZM220 244L222 243V241H220L219 242ZM56 244V245H57ZM69 244V243H68ZM109 244V243H108ZM202 244V243H201ZM217 244V243H216ZM215 244V245H216ZM250 244V243H249ZM24 245H26V244H24ZM24 245H23V247H24ZM224 245H222V247L224 246ZM27 246V245H26ZM37 246H39V245H37ZM43 246V245H42ZM51 247H52V245H50ZM67 246V245H66ZM71 246V245H70ZM73 246V245H72ZM76 246V245H75ZM88 246V245H87ZM126 246V245H125ZM124 246V247H125ZM205 246V245H204ZM208 246V245H207ZM28 247V246H27ZM33 247H35V245H33ZM51 247L49 248V249H51ZM55 247V246H54ZM123 247V246H122ZM187 247V246H186ZM209 247V246H208ZM213 247V246H212ZM216 247V246H215ZM218 247V246H217ZM246 247V246H245ZM248 247V246H247ZM60 248V247H59ZM58 248V249H59ZM61 248V249H62ZM73 248V247H72ZM75 248V247H74ZM119 248V249H118ZM205 248V247H204ZM203 248V249H204ZM227 248H225L224 250L226 251V249ZM32 249V248H31ZM38 249V248H37ZM48 249V250H49ZM52 249H53V247H52ZM57 249V250H58ZM62 249V250H63ZM69 249V248H68ZM207 249V248H206ZM214 249H216V248H214ZM222 248H221V245H220V250H221ZM234 249V250H235ZM240 249H239V251H240ZM24 250V249H23ZM47 250V251H48ZM61 250V251H62ZM75 250V249H74ZM187 250V251H188ZM217 250V249H216ZM223 250V249H222ZM223 250V251H224ZM51 251V250H50ZM49 251V252H50ZM59 251V253H60V250H58ZM66 251H69V250H66ZM85 251H86V249H85ZM90 251H88V252H90ZM204 251V250H203ZM222 251V252H223ZM239 251H236V252H234L235 254L237 253V252H239ZM243 251V250H242ZM21 252V251H20ZM23 252H25V251H23ZM45 252H46V248H45ZM81 252V251H80ZM107 252V251H106ZM111 252V251H110ZM127 252V251H126ZM125 252V253H126ZM211 252V251H210ZM213 252V251H212ZM244 252V251H243ZM259 252V251H258ZM33 253V252H32ZM58 253V252H57ZM57 253H55V254H57ZM62 253L63 252H61L59 255H60V257L62 256ZM73 253V252H72ZM76 253V252H75ZM83 255H84V253H83V251L81 252ZM120 253V252H119ZM182 253V252H181ZM184 253V252H183ZM192 253V252H191ZM205 253H206V250H205ZM48 254V253H47ZM82 254H80L81 255V257L78 255V256H76L77 257V259H78V257H80L81 259H82V257H83V255ZM86 254H88L87 252H86ZM89 254H91V253H89ZM105 254V253H104ZM187 254V253H186ZM201 254V253H200ZM199 254V255H200ZM203 254V253H202ZM219 254V253H218ZM223 254V253H222ZM241 254H243L242 252H241ZM241 254L239 255V254H237V255H239L238 257H237V259L236 260H238L239 259V257H244V254L241 256ZM251 254V253H250ZM38 255V254H37ZM40 255H41V253H40ZM46 255V254H45ZM50 255V254H49ZM217 255V254H216ZM220 255V254H219ZM218 255V256H219ZM31 256V255H30ZM48 256V255H47ZM67 256V255H66ZM90 256H92V254L90 255ZM184 256V255H183ZM206 256V255H205ZM207 256H209V255H207ZM22 257V254H21V256L19 257V258H21ZM26 257V256H25ZM50 257V259H51V257L53 258L54 256H49ZM74 257V256H73ZM75 257V258H76ZM87 257V256H86ZM85 257V258H86ZM116 257V256H115ZM114 256H113V259L115 258ZM174 257V256H173ZM193 257H194V255H193ZM198 257V256H197ZM196 257V258H197ZM224 257H225V255H224ZM18 258V259H19ZM33 258V257H32ZM44 258V257H43ZM56 259H58V257H55ZM62 258V257H61ZM67 258V257H66ZM79 258V259H80ZM94 258V257H93ZM92 258V259H93ZM98 258V257H97ZM177 258V257H176ZM195 258V259H196ZM199 258V257H198ZM210 258V257H209ZM214 258V257H213ZM23 259V258H22ZM26 259L27 258H25V261H26ZM29 259V258H28ZM56 259H54L53 258V260H56ZM60 259V258H59ZM91 259V258H90ZM123 259H126V260H123ZM185 259H187V258H184V260ZM215 259V258H214ZM233 259V258H232ZM231 259V260H232ZM21 260V259H20ZM60 260H62V259H60ZM63 260H65L64 258H63ZM63 260H62V262H63ZM74 260H76V259H74ZM119 259H114V261L111 263V264H115V262L116 261H118ZM119 260V261H120ZM211 260V259H210ZM220 260H221V258H220ZM38 261V260H37ZM57 261V260H56ZM56 261H54L55 262V264H56ZM67 261H69L68 260V258H67ZM84 261V260H83ZM101 261H102V259H101ZM229 261V260H228ZM59 261H57V264H59L58 263ZM86 262H88L89 263V261L87 260V261H84V263H86ZM109 262V261H108ZM196 263H197V261H195ZM231 262V261H230ZM51 263H53V262H51ZM51 263H49L48 262V264H51ZM61 263V262H60ZM72 263V262H71ZM87 263V264H88ZM184 263H185V261H184ZM219 263V262H218ZM224 263H226L225 261H224ZM228 263V262H227ZM226 263V264H227ZM235 263H237L236 261L235 262H233V264H235ZM21 264H24V263H21ZM41 264H46L45 263V260H43V263L41 262ZM61 264H63V263H61ZM69 264V263H68ZM82 264V263H81ZM107 264V263H106ZM193 264H195V263H193ZM200 264V263H199ZM220 264V263H219ZM229 264H232V262L231 263H229ZM245 264H264V253H262V252H260V254H258L257 256H255V257H253L252 258V260L251 259H249V260H246V263Z\"/></svg>",
    "mask_w": 264,
    "mask_h": 264
}]
</instances>
